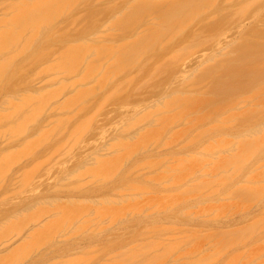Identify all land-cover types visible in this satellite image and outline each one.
Returning a JSON list of instances; mask_svg holds the SVG:
<instances>
[{"label": "rangeland", "instance_id": "374dc122", "mask_svg": "<svg viewBox=\"0 0 264 264\" xmlns=\"http://www.w3.org/2000/svg\"><path fill=\"white\" fill-rule=\"evenodd\" d=\"M63 1L62 0H0V44L2 45V46L0 45L2 47V48L0 47V49H1L0 54L2 53V55H0V57H1L0 58L1 59L0 65H2L0 67V69L2 67L3 68L1 70L4 69L3 73L0 70V75H1V73L3 74L0 76V79H1V77L5 76L4 78H2V81L4 80L3 82L1 81L2 84L0 82V89L2 87L3 91L5 90L4 93H2L3 92L2 90H0V110H1L0 113H1V115H3V114L6 115V112L10 113L9 111H11V113L13 112L12 113L13 115L12 114H10V115H11V118H13V119L15 117H18L20 114L21 116H19L18 118H15L16 121L20 120V117L23 116L22 112L19 113L18 115H17L18 112L15 113L17 116L14 115V111L17 110L16 109L17 104H15V106H14L15 102L11 103V104H13L14 109H12L11 106L9 105V103H10L9 99L12 98L10 96L13 95V96H16L18 98L16 100V98L13 97L14 100L16 102H18L19 106L21 105V104H19V102H21V103H23L22 107H24L25 109L27 108V110H24V108H22L20 106V108L24 110V111L22 110L24 112V114L28 110H32L34 113L33 112H31V113H33V114H35L36 112H39V113H36V117L33 114H31L33 117H35V119L37 118L38 115H40V116L42 115V118L39 122H38L39 119H37V122H36L37 126L36 125L34 126V121H36V120H32V119H31L33 122L32 125L31 126H29L28 124L26 125V126H29V132H27L28 135L25 132H24V135L25 134L26 135L25 136L23 135L22 132H23L25 126H24V128H23V126H20L19 128L22 127L23 130L20 129V131L18 132V133H20L19 137H18L19 134L17 132H16L17 134L14 133L16 130H19V128L15 130V125L17 126L18 124L20 125L21 123H23L21 125H25L24 123H26V122H22V121L26 120L30 113H26V115H28V116L25 118L23 116V120H21L20 122L19 121L16 122L15 120L13 121L12 119H9L7 117L6 122L2 123L5 121V120H3L6 117L5 115H3L4 118L0 119V121L3 120L0 122V130L2 131V132L0 131V133H1L0 134V137H1L0 138V154H1L0 158H2V159H0V163L2 160L5 161L8 159L7 162L6 161L4 162L5 165H3L4 164L3 162L1 163L2 164L1 167L4 166V167H2L4 169L1 170V168H0V170H1L0 172H2L0 175V216L3 215V218H1L2 216L0 217V257L2 256L0 258V264H111L113 260H114V263H112V264H116V262H115L116 260H119V262H120L119 264H126L127 261L135 260V259H133L134 257L133 258L131 257L133 254H135L137 258H136V261H134V262L131 261L132 264H136V263L141 264L140 260L143 259V255H144L143 253L144 252L146 253L147 251L152 252V250L150 249L151 248L150 246H153V244L150 245V243L152 241H155L158 238L159 239L157 240V243H159V264H264V23L261 22V24H260V20H259V18H261V15H262L263 18L261 19V21L264 22V13H262V12H264L263 11L264 10V6H263L264 4H262V3H264V0H259L258 6H256L257 2H258V1L256 2V0L255 1L254 0H248V4L246 3L247 2L246 0H245L246 2L244 0H242V1L241 0H239V1L238 0H225V2L227 1L226 3L224 2V0H216V1H218V3H216L217 5L215 4V6L213 7L214 9L211 7V8H207V11H206V8L203 7V9H201L202 11L204 10L203 13H202V11H201V13H197L196 11H195L196 13H194V10H195L194 2L196 0L195 1L189 0L190 2L188 0H185V1L184 0H179V1L178 0H175V1L171 0L173 3L175 2L174 4L170 0H167V1L165 0V2H164V0H161V1L155 0L157 2L163 3V5H160L161 3L159 4V10L162 9L163 10L162 12L165 14L167 13L166 14L167 16L165 14H162V12H160V11H159V13L157 12V14H160L159 20L164 17L163 20L159 21V28L152 29V28H147L145 26L147 29H149V30H146V32L147 31L149 32L151 29V31L149 32L150 34L152 32L159 31V35H161V38H163L166 34H168V35H166L167 38L170 37L169 39H165L166 36L163 39L159 38V39H161L157 42L159 45H157V44H156L157 46L154 45V47H156L154 49H159L158 47L161 46L160 51H158L159 54L157 52L155 55L156 57H159L158 58L159 60L157 61L156 60L157 58L156 57L154 58L157 62H159L158 63L159 66H158V64H156V61L151 62L150 59L148 60L149 64H147L148 62L146 59H148L150 57L149 54L153 55L155 53L154 52L155 50L153 49V45L150 44L152 42L149 38L150 34L147 35L146 32L144 31L145 35H141L143 32V31L140 32L141 28H140V30L138 29L140 33L137 31L138 33L136 32L137 34H135L134 32L136 30L133 29L132 26H131V28L128 27L129 29H131V31L128 30V28L125 31V29H123L124 28L123 27L122 28L123 30L122 29L119 30L117 28L119 32L118 31H117V33L115 32L116 29L114 27L118 26V24L123 22L124 24L122 23V25L126 26L125 25L126 21L125 20L122 21V19L130 18L127 15L128 11H129L128 14L130 13L131 16L133 14H136V13L131 12L132 9H130V10L128 9V6L131 5L133 1L130 4H127L128 0H126V1L125 0H118L119 3H115L117 5L114 4V6L116 8L114 7V9L113 8L111 9L113 11V13L111 10H110V12H108L109 10L108 11L104 10L106 12H104V13L101 12L102 14L100 13L101 15H98L96 17L94 16L95 15L94 13H91V12H93V9H92V11L90 10L92 7L94 8V4L92 7H90L93 2L96 3L94 0H92L93 2L91 0H87V1L92 2V3L91 2L89 3V8H87L88 2L85 3L86 0H80V1L79 0H72L74 2H71V0H68V1L65 0L66 3ZM82 1H85V2H82ZM101 1L102 0H100V2L97 3V5L100 3V8L104 9L105 7H103L101 5L102 4ZM111 1L112 0H110V1L108 0L107 3H109V2L114 3L115 0H113L112 2ZM168 1L171 2V5H174V6H172L174 8L176 7V5L178 3L179 4L182 3V4L181 5L178 4L177 8H175V10H174V8L171 7V5L168 3ZM181 1H183V2H181ZM212 1H214V3L216 2L215 0H212ZM115 2H117V1H115ZM124 2L126 4H124ZM192 2H193V4H192ZM220 2H223V4L221 3L222 4L221 6H220ZM104 3H106V1L103 2V4ZM167 3L169 4V6L173 10H170L171 8H168L169 6ZM188 4L191 6L190 8H187L189 6ZM224 4H226V5L224 6ZM230 4H233V5H230ZM234 4L237 7L234 6ZM240 4L241 5L244 4L242 6L243 7L245 6L246 8L248 6L249 7L252 6L251 10H249L250 8H247L248 12H247V10H245L247 13L245 12L244 14L241 15L242 16L241 20L246 19L247 21L244 22L245 24H248V23L251 24L252 22H253L252 24H256V21H257L258 26L260 25L258 27L259 29H258V32H256V34L251 33L252 36L255 34L253 37H251V34L249 35L250 40H254V41H251V42H253L251 45H250V41L248 40L249 36H247L246 38H243V40L244 41L246 40V41L245 42L243 41L242 44H241L242 39L241 40L238 39L240 36V32L242 30L240 28H238V26H237L240 23V18H238L236 16V14H237L236 9L237 8H238V10L241 9L242 6H240ZM261 4H262V6H261ZM97 5H95V6H97ZM226 6H228V8ZM65 7H67V8L65 9ZM124 7H127V9H125ZM221 7H223V8H221ZM234 7H235V9H234ZM98 8H99V6H98ZM100 8H99V10H103ZM165 8L166 9L168 8L167 12L165 11L166 10ZM224 8H227V9H224ZM187 9L190 11H188ZM229 9H231V10H229ZM232 9H233V12L236 11L235 12L236 14L231 12ZM53 10H54V12H52ZM181 10H183V11H181ZM132 11L134 12V9ZM136 11H137V9H136ZM141 11H143V10H141ZM156 11H158V10H156ZM156 11H155V13H156ZM175 11H176L177 22H176V18H174L175 17ZM187 11H188V13H186ZM192 11H193V13H192ZM96 12H97V8H96ZM114 12L120 13L121 16L124 15L125 18L122 16L121 22H119L117 25L115 24L116 26L112 25L110 27L109 23L107 25V21L104 24L103 23L105 21L104 19H108L107 18L108 16L110 18H112L113 15H115ZM170 12H172L171 14L173 16L170 15ZM182 12H184V13H182ZM189 12H191V14ZM229 12L231 14H228ZM98 13H99V11H98ZM111 13H112V16H110ZM142 13H140V15ZM146 13H148V11H146ZM178 13H179V15H181L180 17L183 18V21H180L182 18L178 17L179 16ZM258 13H259V15H258ZM120 14H118L117 16H119ZM151 14L154 15L153 11L151 12ZM185 14L188 16L189 23H187L188 22V20H186L187 18H184L182 16V15L185 16ZM207 14L211 17H208ZM211 14H213V16ZM222 14L223 15L225 14V16L227 18H225ZM146 15L147 16H145V19L148 17V14H146ZM156 15H154V16L157 17L158 15L157 16ZM161 15H163V16H161ZM195 15H196V17H195ZM203 15H205V16L203 17ZM229 15H232V16H229ZM255 15H257V16L255 17ZM138 16L139 15H137V17ZM141 16H143V14ZM169 16H171L170 17L171 19L169 18L167 20V17H169ZM165 17H166V19H165ZM172 17L174 20L172 19ZM206 17H208V18H206ZM236 17L238 19H236ZM90 18L91 19L97 18V20L102 18V20H104V21H101V19H100V22H102V24L98 21L99 26L97 27L99 29L101 28L100 30L102 33L97 29H96V31L94 30V34H91L92 33L91 31H90V33L88 32L89 30L93 31V29L96 28L95 24L98 23L96 20H94L97 23L95 22V24L92 25L90 23L92 21H89ZM132 18H134V16ZM152 18H153V16H152ZM178 18H180V19H178ZM193 18H194V20L192 21ZM220 19H222V21H220ZM225 19L227 21L226 23H224ZM128 20L131 22L130 19H128ZM128 20L126 22L127 25L129 22ZM142 20H144V19H142ZM146 20L148 22L150 19L149 20L146 19ZM169 20H170V22H169ZM204 20H207V21L203 22ZM231 20H232V22H231ZM234 20L237 23H235ZM137 21H139L138 18H137ZM137 21L135 23H137ZM178 21H180V23H182V24L178 23ZM213 21H215V24L216 23L217 24L216 25L213 24V26H212V23H214ZM142 22L144 25V21H142ZM142 22H141V24H142ZM190 22H192V23L190 24ZM197 22H200V23L197 24ZM209 22H211V24H209ZM92 23H94V22H92ZM133 23L134 22H132V24ZM166 23H168L167 25H169L168 28H165V27H167V26H165ZM229 23H230V25H229ZM134 24H133V26H134ZM171 24H173V25H171ZM192 24H194L195 26ZM204 24H206V25L208 24V26H210V27L203 26ZM140 25H138V27H140ZM92 26H95V27L93 28ZM103 26H104V28L105 27L106 28L102 29ZM121 26L119 25L118 27L120 28ZM173 26L174 27L176 26V27L174 28ZM178 26H179V29L177 28ZM187 26H189V27H187ZM214 26L215 27L217 26L218 28L216 27V29H215ZM256 26H257V24H256ZM192 27H193V29H192ZM201 27L203 29H204V27H205V29L210 28L212 33H211L210 29L203 30V32H202ZM223 27H225L226 30L227 29L228 30L227 31L224 30ZM85 28H89V30L86 29L85 32L82 31L83 34L86 33L88 37L89 36L93 37V35H95L96 38L98 37L100 39V43H99L97 41L99 39L92 38L93 40L95 39L96 41L94 40L95 41L94 42L93 40H89L88 42H90V43L87 45L89 47H90V45H92V47L94 49L96 46L95 51H97V52L100 49L99 47L103 45L102 46L103 50L102 49L100 50L103 52V54H102L103 56H107V54H108L107 52H109V51L105 52V50H108V49H113L114 51L117 50L116 54H118L121 51L120 50L118 52L119 47H122V50L125 51V49H123L125 47L124 46L125 44H126V46L132 47V48L130 47L131 49L128 47H125L126 49L127 48L129 49L130 52H128V50H127V52L129 53V56H130L131 53L134 52L132 50L134 47L133 46L134 43H136L135 47H138L140 49V47H139L140 45L137 46V42H138V44H140L141 38L139 36V39H137L135 41H132L134 39L128 41L129 40L127 37L128 34L132 35V33H133V36H135V37L137 35H141V37L144 36L145 40H143V42L141 43V46L148 44V45H146V47L152 48L154 50L153 54H152V50H151V52L148 54V56L145 55L148 58L146 57V59H144L145 57H143L144 60H142V61L139 60L141 64L144 63L145 66H143V67H145L146 69L144 70V69H142L143 68L142 67V68H140V70L142 69L143 72L142 71L140 72V70H139L140 73H137L136 66H135V69L133 68L134 67L133 60H132V65H130L131 62H128L126 59V61L129 65H122V66H123V68H124V66L125 67L126 66H128V67L132 66L131 68L130 67L128 68V69H130V72H127L130 74L133 73L132 75L129 74V78L131 77V79H130L131 81L128 79L129 82L127 81L128 83H126V81L123 78L124 77L123 75L124 74H126L125 76H128V75H127V73L124 72L125 70L121 71V72H123V75L122 76L119 75L120 77L118 76L117 80L112 77V79H114V81H116L114 84L120 85V86H118L116 88V85H114V88L110 89V86L113 87V84H111V82L113 80L110 79L111 76L109 77V80H111V81L108 82L105 80L109 84L108 83H105V85L103 83L98 84L96 80H98V78L105 71H107V70H105V68H106V66H108L109 63H110L109 65H111V62L113 63V61H115L114 63L121 62L120 60H122L123 58H120L118 56L124 57L121 55L122 54L121 52H124V51H121L120 52L121 54L119 53L120 55H117V56L115 55L117 58L111 57V60H110L109 58L106 57L107 58L106 62L108 61V59L110 61H108L107 63L104 62V64L105 63L106 64L104 66H102L103 70L100 71L101 68H99V67L101 65L98 63L100 65L99 66L94 62L96 64L95 65L90 60V59L95 58L96 54H95V52H93L94 49H92L91 53H89L86 51L88 49L87 48V49H85V52L87 55L91 56V57L89 56L90 58L87 59V61L89 60L90 62L89 61L88 62L87 61H84V62L81 61V64H80V61L78 62V59H80L82 56L80 58H78L77 55H79L78 54L79 52L76 54L74 53L76 56V59H77V61L75 59V62H78L79 66L77 67L78 64L77 65L75 64L77 68H74L75 65H74V67L71 68L70 64H68V63L72 62V64H73L74 63L73 57H75V56L69 57V53H68V57L71 58L70 61L68 62V60L64 57V55L63 56L61 55L63 53L60 54L59 52L64 50L62 48H65V49L68 48L69 52H74L75 48L73 45H71V47H70V44L72 43V41L74 44V41L76 39H79L80 43L81 42L82 43L87 42L86 38H84L86 35L84 34L85 36H83V34L82 35L80 34V33H82V32H80L81 30H78V31L76 30V29H83L84 30ZM107 28H108L107 31H109V33L111 32L113 34L114 33L117 34V35L115 34V36L112 34V36L116 37V38H117V36H120L118 33H120V31H121L122 36L127 35L124 37V39L125 38H126V40L128 39L127 40L128 42H126V43H125V41L123 42V39L120 36L121 37V38L119 37L120 39H115L114 41H113L114 38L112 39L111 42H112V45H114V47L111 46L110 45L111 43L109 41H107V38L109 40L110 36L107 37V35H106V37H105V35H103L104 34L103 32H105V30ZM112 28H113V30H112L113 32L111 31ZM162 28L164 30H162ZM114 29H115V31H114ZM143 29L144 28H142V30ZM169 29H171V30H169ZM177 29H178V31H176ZM218 29H219V31H218ZM197 30H198V32L201 31L200 32L201 35L200 34L197 35L198 34ZM260 30H262V31L260 32ZM86 31L90 35H88V33ZM107 31H106V34H108ZM179 31H181V32H179ZM185 31H186V33H185ZM216 31H218V32H216ZM234 31H237V32H234ZM46 32H47V35H46ZM76 32L79 33L78 36H77ZM96 32H100V34H98ZM122 32H124V33H122ZM175 32L176 33L178 32V34H176ZM206 32H208V33H206ZM184 33H185V35H184ZM202 33H203V35H202ZM259 33H262V34H259ZM162 34H163V36H162ZM188 34H190V35H188ZM192 34H195V35L192 36ZM66 35H67V37H66ZM217 35H218V37H217ZM187 36H188V38L186 40L185 38ZM206 36H207V39H206ZM193 37H194V40L191 39ZM227 37L230 39H227ZM234 37H235V39L237 38L238 40L237 39L235 40ZM82 38L85 39V42L83 41L84 39L82 40ZM136 38H138V37H136ZM210 38H212V39H210ZM255 38H257V39H255ZM102 39L103 40L106 39V40L103 41ZM179 39H180V41H179ZM195 39H198V40L196 41ZM233 39L235 40L234 43H237V44L234 45V43H233L232 49H231V46L229 48L231 50L227 49V52H226L227 56L229 55L228 53L232 52L234 49V51H233L234 54L230 53L229 57L226 56L227 58H229L228 59L229 61H227V58L223 57L226 54H220V56H219V55H217V51L221 47H223L224 44H226V43H224L225 41L231 42V41H233ZM87 40H88V38H87ZM170 40H171V42H170ZM191 40L193 42H191ZM247 40L249 41V43H246ZM35 41L37 43H39L40 45L35 44L36 43ZM238 41H240V43ZM12 42H13V45H15L17 47L20 45L19 50H17L18 49L17 47L11 46ZM24 42H27L28 45L26 46V44ZM32 42H34L35 45L34 44L32 45ZM79 42L77 40L75 42L77 44H74V45H78ZM103 42L104 43L106 42L107 44L109 43L108 44L109 47L105 50H104L105 46H104ZM121 42H123L125 44H122ZM159 42H162V43H159ZM213 42H214V45H213ZM48 43H51V45H49ZM101 43H102V45H100ZM183 43H185V44H183ZM3 44L5 47L3 46ZM61 44H63V45L60 46ZM81 44H79V45H81ZM120 44H122V46H120ZM238 44H240V46L243 45L244 47L241 46L239 48ZM246 44L248 47L246 46V48H245ZM29 45L31 47H34V46L40 47V48L37 47L36 50L33 49L34 52L36 51L38 53V55H37L38 57H42V55L39 56V53H41V52H39V51H41V48H42V50L43 49L45 50V49H47V48H45L46 46L49 45L50 47H52L54 45V49H55L54 52L52 51L53 47L50 48L49 46H48L49 48L47 50L48 51H49V49H51V50L49 52L47 50H45L48 53H51V51H52V53H54V56H53V59L55 57L54 64L57 63V65L59 67V62H61L62 59L63 60L65 59V62L69 65L68 67L70 69H72L70 72L75 73V75L77 73L76 71H78V68L79 67L81 68L83 66L80 70V73H77V74H79V76L76 75L77 76L76 77L74 74H69L70 73L69 72V73H67V75L69 74L70 76H74L75 79L73 77H70L71 79H69V76H68V79H65L66 77L64 76V73L60 74V72L65 70V67H67L66 63H65L66 65L64 64V66L60 63L61 68H59V69L56 68L57 65H56V67H54V66L51 67V65H49V64L53 63V62H50L51 60H53L52 56H50L51 60L50 59L48 60L44 56V58L46 60L39 61V58H37V56H35V54H37V53L35 52V54H34L32 48L31 47L28 48ZM79 45H78V47H79ZM93 45H95V46H93ZM149 45L151 47H149ZM23 46L25 48H28L29 51L26 50L25 48H23ZM81 46H83V45H81ZM211 46H214V47L211 48ZM235 46H237V47H235ZM7 47H9V48L7 49ZM80 47H79V49H80ZM85 47H86V45H85ZM97 47H98V49H97ZM142 47H145V46H142ZM215 48H216V50H215ZM59 49H62V50H59ZM79 49H78V51H79ZM81 49H82V47H81ZM237 49H238V51L236 52L235 50H237ZM24 50L26 51L27 54L25 53ZM37 50H39V51H37ZM134 50H138V49L134 48ZM210 50H212V53ZM21 51H23V52H21ZM27 51L32 56H30V54ZM3 52H5V53H3ZM47 52H45V54ZM85 52L83 50L82 53H85ZM48 53H47V57H48ZM189 53H191V54H189ZM8 54H10V56ZM14 54L18 55L19 57L21 56L22 57V58L20 57L21 60L19 59L18 56H16V58L18 57V60L15 59L14 57H12V55L15 56ZM74 54H72V55H74ZM100 54L98 56L97 55L96 56L98 58H101L102 55L100 56ZM195 54H196V56H195ZM214 54H216V55H214ZM231 54L233 57L231 56ZM28 55L34 59L33 64H31L32 58H30ZM92 55H93V58H92ZM188 55H190V57H188ZM191 55H192V57H191ZM200 55H202L201 58H200ZM3 56H4V58H3ZM8 56H9V59H11V58L12 59L9 60ZM129 56L125 55L126 58ZM211 56L212 57L215 56V57H213V59L214 58H217V59L213 60ZM97 57L95 59H98ZM132 57H133V55H132ZM151 57L153 58V56H151ZM186 57L188 60L186 59ZM208 57H210L212 60L209 58L210 61H208ZM231 57L234 59H232ZM6 58H7V60H6ZM102 58H104V57H102ZM189 58H190V60H189ZM13 59L16 62L15 63L16 66L17 65L20 66L21 64H23L22 62L26 63L24 59H26L27 62L31 61L30 64L32 66L29 64V62H28V65H24V68H23V65H21L22 66L21 68L26 69V71H25V70L20 68L21 71L29 72L26 76L25 75L24 76L19 75L20 73L15 76V78L18 75L21 76L22 80L20 79V81H19L20 84L18 83L19 79H16L17 83H16L15 79H13L14 78L13 73L9 74L10 76H12V78H10L8 75L9 72L14 71L16 66H15V68H13L12 71L10 70L12 68L5 70V67L7 68L8 66L13 65V63H10V61L11 62L14 61ZM124 59L122 61L125 62V64H127ZM154 59H152V60H154ZM179 59H185V60L182 61ZM196 59L206 60L209 62V64L206 63V66L205 65L203 66L204 68L201 67L200 69H198L199 71L198 70H195V72L190 71V73L188 72V73H185L184 75H183V73L178 72L179 65L180 66L183 64L187 65V63L189 65V64H192V61H193V64H195ZM222 59H225V60L222 61ZM63 60H62V62H63ZM98 60H100V62L104 61V59H102V60L98 59ZM130 60H131V58H130ZM4 61H7L9 64L3 63ZM177 61L178 62L180 61V62L178 63ZM181 61H182V64H181ZM184 61H186V62H184ZM190 61H191V63H190ZM45 62H47V63L45 64ZM172 62L174 65L171 64ZM18 63L19 64L21 63V64L19 65ZM134 63H137V65L139 64L138 61H136ZM151 63L156 64V66L155 65L151 66L152 65ZM177 63L179 64L178 67L176 66ZM233 63H234V65H233ZM229 64H231V65H229ZM48 65L51 68H47ZM84 65H86L87 67ZM116 65H117V63L113 66H116ZM210 65H212V66H210ZM18 66H17V68L19 69ZM28 66L31 67L30 68L31 71H30V69L27 68ZM169 66H170V68H169ZM173 66H175V68H173ZM207 66H208V68H207ZM252 66L255 68H253ZM32 67H34V68H32ZM53 67L55 68V70H53ZM84 67L90 71L84 70L85 69ZM95 67L99 68V74L97 73V71L95 72V70H94ZM108 67H110V66H108ZM111 67L108 70L109 75H110V73H112V72H110ZM139 67L137 66L138 69H139ZM151 67L152 68L155 67L156 69L152 70ZM250 67L252 70L250 69ZM17 68L14 71L15 73L17 72L16 71ZM92 68H94L93 71H92ZM118 68H120V70H123V68L120 66ZM149 68L151 69L150 71H149ZM241 68H242V71H241ZM243 68L246 69L244 73H243V70H244ZM128 69L126 71H129ZM239 69H240V72H242L241 75L238 73ZM257 69L259 72L257 71ZM45 70L50 73L49 76L45 77V76L40 75L39 77L41 79H43V77L45 79H43L42 82L38 81L40 78L37 80L36 76L39 74H42V73H43L42 75H46L47 72L45 73ZM82 70L84 72H82ZM131 70H132V73H131ZM255 70H256V72H255ZM5 71H6V73L8 71L7 75H5V73H4ZM57 71H60V72H57ZM146 71L147 72L149 71V72L147 73ZM248 71L254 77L252 75L248 74ZM33 72H34V74H33ZM92 72H95V73H92ZM100 72H101V74H100ZM117 72H118V70H117ZM176 72H178L179 74L172 76V74H174ZM91 73L92 74L97 73L96 75H98V76L96 78H94L91 76ZM255 73H256V75H255ZM21 74H23V73H21ZM88 74H90V75H88ZM113 74H115V76H117L116 75L117 73H115V71ZM113 74H112V76H114ZM195 74H196V76H195ZM242 74H244V75H242ZM30 75H31V77H30ZM47 75H48V73H47ZM50 75H52V76H50ZM59 75H61L62 78L65 77L64 79L61 78L59 80L65 81V86H68V87H66L68 90L65 89V87L63 88L64 84L60 85L62 81L58 82L56 79H51V77L54 78V76H55V78H57ZM103 75H105V73ZM141 75H143V77H142L143 79L141 78ZM144 75H147V76H144ZM180 75L182 77H180ZM28 76L31 78V80H32V78H35L36 81H38L40 83H37L34 79L32 80L33 81L32 82L29 79L28 82L29 83L31 82L29 84L26 81V78ZM80 76H82V77H80ZM93 76H95V75H93ZM179 77H180V79H179ZM8 78H10L12 81H15V84H14L13 82H11L9 80V82H11L9 84L11 88L9 87L8 84H7L8 88H6L5 84H4L5 86L3 85V83H5V81L8 80ZM77 78H79V79L77 80ZM84 78H87V79L91 78L90 80L92 82L85 84V83H83V81L85 80ZM122 78H123L124 83L122 81ZM126 78L127 77H125V79ZM140 78H141V80H140ZM169 78H171L170 81H169ZM189 78H191V79H189ZM47 79L49 80L48 83H50L51 85H47V83H46ZM176 79H177V81H176ZM183 79H184V81H183ZM220 79L222 81H220ZM90 80H88L86 82H89ZM172 80L174 81V83H172L173 82ZM181 80L183 81V83ZM43 81L45 82L44 84H43ZM102 81H104V80H102ZM118 81H119V84H118ZM132 81H134V84L131 83ZM179 81H181V82L178 83ZM52 82L56 83V84L52 85ZM67 82L69 85L71 84L72 87L77 86L71 90V93H69L70 88H69V85L67 84ZM100 82H101V80H100ZM81 83H83V84H81ZM220 83H222V84H220ZM17 84H19V85H17ZM22 84H24V86L30 85V87L29 86L24 87V89L22 87L23 90L18 89V86L20 88V85H22ZM45 84L47 86H45ZM106 84H108V85H106ZM174 84L176 85V89H175ZM40 85L42 86V88H40L41 87ZM57 85H58L57 91H59V89L61 87H62L61 88L62 91L65 90V93H64L65 95L62 94L63 97L60 96L61 93H63L60 90L61 93H60L59 97L61 99L57 98L58 95L55 96V102L58 100L56 103H58L57 105H59L60 107L62 106L60 104L66 103L65 102L67 100L66 97H68V96H69L68 98L71 97V99L67 100L68 103L70 101V103L72 104L74 102L73 99L77 101L76 97L72 98V95L76 96L75 92L77 89H79L76 92V93H78V91H79V93L77 94L79 97L83 96L85 91L88 95V91H89V98L87 97V95H86L87 98H85L86 100H84V101H83L84 97L83 98L81 97L82 99L79 98L80 100H82L81 103L85 102V101L87 102V99H89L88 100V103H89L90 101H92V98L94 97V96L93 97H91V96L95 95V94L97 95L96 99H95L96 95L93 98V102H92L93 104L91 102H90V104H88L86 102L79 104L80 100L77 101V103L79 104L78 105L79 108L81 106H83V104H84V106L82 107L84 109H82V111L83 110L86 111L85 109L89 108L88 111L86 112L89 115L84 112L87 115V118L92 119V117H93V120H94V116L96 118L98 116L97 119L95 118V120H96L95 123L93 121V124H97V127L99 126L100 129H98L95 125H92L93 127L95 126L93 131H95L97 129L95 132H93L91 130L94 134V137H93L91 131H89L90 133H87L88 132L87 130L89 128L92 129V127L90 125V123H92V121L90 122V120L87 118H85V120H86L85 122H84V120H83V122L80 121V120L84 119V117H86V116H80L81 115L80 113L82 111L79 113L80 115L77 113L80 111V109H78L79 111L77 110L78 107L76 108L77 104L74 106L76 108V109L74 108V112H73L74 114H71V112H69V110L67 109L71 106L70 103L69 104L67 103L69 105V107H66V104L64 105L66 108L65 112L68 110V112L70 113L69 114L70 118H69V115L67 114V112H66V114H65V112L63 113L62 112L63 108H59V106L55 107L52 110V107L55 104V102H53L54 97H52L53 99L51 101L53 103L50 102V107H49L48 101H44L41 99V96H42V98H43V96L46 97V95H44L43 92L45 94L48 93L51 95V91H48V89L54 88ZM92 85L93 86L97 85L98 87L101 86L102 88L104 86L107 87L108 90L105 88L104 90H101V91L99 90V88L97 86L95 87L100 92L105 91L106 95L104 94V96L102 97L103 92L101 94ZM182 85H183V87H182ZM190 85L192 88H190ZM220 85H221V87H220ZM50 86H52V87H50ZM81 86L85 87V91H84V88L80 89ZM217 86L219 89H217ZM86 87H87V90H86ZM91 87L94 88L98 92V94H100L101 96H99L97 93H95V90L91 91L90 90V89H92ZM101 87H100V89H101ZM173 87H174L175 92H173ZM178 87H180L181 90H179ZM118 88H119V90H117ZM14 89H15V91H13ZM16 89H18V90H16ZM169 89L171 91V95L169 94L170 93ZM80 90H83V92H82L83 95H82ZM112 90H114L113 94H111ZM116 90H117V92H120L121 94L123 93L122 96H120L121 94L118 95ZM176 90H177V94H176ZM182 90H184V91L178 92V91H182ZM186 90H187V92H186ZM32 91H34V92H32ZM188 91H189V93H188ZM107 92H110V94L112 96L107 94ZM167 92H168V94H167ZM191 92H192V95H189V94H191ZM29 93H30L31 97L34 96V98L30 97L32 103H30V101L28 102L27 99H25L27 96H28L27 98L29 99V96H30ZM35 93L37 95L38 94L40 95L39 96L40 102L42 100V102H43L42 104L39 101H36L39 98L37 95H35ZM132 93H134V95ZM182 93L185 94V98H184V94L182 95ZM54 94H56V93L54 92ZM173 94L176 96L174 97ZM116 95H117V97H116ZM131 95L134 96V98L132 97L133 98L132 104H130L131 103L130 102L129 105H132L133 109L131 108V110L132 111L134 110V112L136 113L135 117L139 118L138 116L142 115L141 117L145 118L144 120L142 119L145 123L146 122L145 120L148 118L146 115H148L150 113L149 115L151 116L153 113L152 110H154L153 114H155V112L159 111L157 113L158 115L155 114V115L151 116L153 118L149 117L148 120L149 121H150V119L154 120V116H155V119L160 118V120H155L156 121L155 123H153L154 121H151V123L149 122V124H148V122L143 124V121L141 119L136 118V121L134 120L135 121V123H134L133 119H135V117H132L134 115H132V112H130V109H129L130 106L128 105L129 100L132 99L131 98L128 100V98H130ZM161 95H163V97ZM47 96H49V95H47ZM135 96H136V98H135ZM172 96L174 97V99ZM179 96L181 99H179ZM8 97H9V99H8ZM98 97L101 99L99 100ZM104 97H105V99H103ZM158 97H161V98H158ZM170 97L172 98L171 102L168 101V99L171 100ZM4 98H6V99H4ZM90 98H91V100H90ZM124 98L127 99L128 101L124 100ZM150 98L152 100H150ZM165 98H167V100ZM32 99H33V101H32ZM46 99L48 100V98H46ZM50 99H49V101H50ZM144 99L146 101H143ZM155 99H157V101L159 99L160 104L159 103L157 104L155 102L156 101ZM161 99H162V102H160ZM163 99L166 100L167 103H166V101L163 102ZM3 100H5V101L7 100L8 103H7V101L4 102ZM14 100L12 99V102ZM35 101L37 102V104L39 102L40 106L35 105L36 104ZM94 101L97 105L94 103ZM25 102L31 104L32 106L30 105V107H29L28 104ZM33 102L35 104H33ZM47 102H48V105H46V107L48 106L49 108L45 109L44 103L47 104ZM103 102H105L106 104ZM108 102L110 105H107ZM124 102L127 103L126 105L129 108H126L125 107L126 105H123ZM133 102H135V104H133ZM150 102H151V104L153 103L151 106H150ZM6 103H7L8 108L5 109V107H3V106H6V105H4ZM102 103L104 104V107L107 105L105 108L106 110L103 109V111H101V108L103 106L100 107V105H102ZM161 103H164L163 104L164 106L163 105L161 106ZM86 104L91 105V106H89L88 108L87 107L85 108ZM167 104H168V106H167ZM145 105H148V106L146 107ZM19 106H17L18 111L21 110V109H19ZM41 106L44 107V109L47 110V112L45 110L43 111V109H41L42 108ZM97 106L100 107V110L97 109L98 108ZM120 106H122V107H120ZM38 107H40V108L38 109ZM91 107L93 109H91ZM145 107H146V110L148 109V107L151 108V109L149 108L150 110L149 109L147 110L148 114L146 112H144V111H146ZM56 108H59V109L57 110ZM124 108H126L127 110L129 109V111H127ZM135 108H136V110H135ZM168 108L170 109L171 112L169 111ZM9 109H11V110H9ZM34 109L36 111H34ZM70 109H72V111H73V107H71ZM156 109H157V111H156ZM4 110H5V112H4ZM139 110H143V111H139ZM55 111H57V112L55 113ZM127 112L131 113V115L129 113L127 114ZM134 112H133V114H135ZM137 112L139 115L137 114ZM142 112H144V113L140 114ZM95 113L98 115H95ZM76 114H77V116H76ZM99 114L101 115L102 119L99 117L100 116ZM105 114H106V116H105ZM122 114H125V115L123 116ZM144 114L146 117H144ZM7 115L9 116V114H7ZM90 115H92V116H90ZM102 115H104L105 117L104 116L102 117ZM58 116L59 117L64 116L66 119H64L63 117L59 118ZM88 116H90L91 118ZM156 116L158 118H156ZM71 117H72V119H71ZM73 117L75 118L77 123L82 122L80 124V126L79 125L78 126L80 128H83L81 130V131H84V132H82L83 134L81 132H77V130H74V131L72 130V128L74 127L73 124L76 123L75 120H73ZM125 117L127 119L128 118H130V119L127 121V119ZM54 118H57L58 120L54 119ZM107 118L108 119L110 118V120H107ZM131 118H132L133 123L130 122ZM52 119L54 120V122L55 121L56 122L55 123L54 122L49 123V121H52ZM62 119H64L63 121H65V120L68 121L67 125H68V123L70 124V122H71L70 125L73 127L71 129H69L71 127L69 125L67 127L69 130L57 131V129H60V128H57L58 126L59 127L61 126L63 128L65 127L64 129H66V126L58 125L60 123L62 124V122H60V121H62ZM103 119H104V121H103ZM10 120H12V121L10 122ZM88 120H89V123L87 122ZM98 120H99V122L102 120L103 123L97 122ZM7 122L9 124H7V126L5 127ZM44 122H45V124H43ZM47 122H48V126H47ZM58 122H60V123H58ZM72 122H73V124H72ZM158 122H159V124L157 125ZM14 123H15V125H14ZM65 123H66V121H65ZM65 123H64V125H65ZM29 124H31V123H29ZM42 124L45 127H42ZM82 124H84V125H82ZM86 124H88L89 128ZM131 124H132V127L134 124H136V125H134V127H133L135 129L133 130L131 127L130 128L131 132H129V127L131 126ZM142 124H143V126H141ZM155 124H156V126H155ZM3 125H4V127H3ZM152 125L154 126V127H152L153 129L150 128V126H152ZM7 127H9V128H7ZM50 127L51 128L53 127L52 132H54L55 135L49 134V133H52L49 130ZM79 127H78V129H79ZM85 127L87 128V130L85 129ZM43 128L46 130H44ZM145 128L146 129L149 128L148 129L149 132ZM8 129L9 130L11 129L10 133H9ZM39 129H41V130L39 131ZM124 129L125 130L128 129L129 134H126L128 132L124 131ZM12 130H13V132H12ZM27 130H28V128H27ZM30 130L33 131V133L31 132V134H33L32 136L30 134ZM42 130H43V132H42ZM150 130H151V134H150ZM47 131L49 132L48 133L49 135L46 134L45 136H42V134L44 135L45 132H47ZM123 131L126 133H123ZM140 133H142V134H140ZM143 133H145L146 135L145 134L143 135ZM147 133H149L150 135L147 136ZM79 134L82 137L84 135L85 136L87 135V137L89 136L88 137L89 140L86 141L87 137L84 136L85 137L84 140L81 137L82 138V141H81L80 137H78ZM138 134H140L141 137H143V136L147 137L146 140L148 142L150 141V143H149L150 147H148V145H144L145 141L143 138H141L140 140L136 139L137 142L135 140L133 141L134 137L136 138V136H134V135H138ZM157 134H158V136H157ZM2 135L5 136L6 139H3L4 137ZM22 135H23V139H22ZM29 135L31 137H29ZM73 136H75V137H73ZM132 136H134V137H132ZM40 137H42V138H40ZM62 137H64V138L62 140H60ZM70 137L72 139L73 138L76 139V141H74V139L72 141V139ZM90 137L92 139H90ZM131 137L133 139H131ZM11 138H14V139L12 140ZM15 138H17L18 140H15ZM19 138H21V139H19ZM33 138L37 139L36 140L38 142L37 144L40 143L42 145V149H41V146L39 144L40 148L36 149L35 147H33L34 150L33 149L30 150V148H32V147H30V145L32 146L33 142L36 143V141ZM139 138H140V136H139ZM3 140H5V141H3ZM29 141H31V142H29ZM59 141H60V143H58ZM68 141H70V142L72 141V142L69 144ZM7 142H8V145H6ZM24 142H25V144H24ZM61 142L65 143L64 146H63V143L61 144ZM157 142H159V144ZM9 143H11V144L9 145ZM26 143H27V146L29 148L28 152H27L28 154L36 150L37 153L34 154V152H33L32 154H34V155L31 154L32 156H34L33 158L36 160L32 159V157L30 159H28V156L30 154L25 155L26 159H24L25 157L22 159V156H24V154L22 153L21 157L19 156L20 157L19 159L20 160L22 159L23 161H21L22 163H20L17 161L18 154H21L19 148L27 147V146H25ZM35 143H34V145L36 146ZM72 143H74V144H72ZM43 144H45V145H43ZM109 144H110V147H109ZM145 144H147V143H145ZM68 145L70 146V148H72V149L74 148V149L73 150L70 148L67 149ZM73 145H75L76 147L75 146L73 147ZM77 145H79V147L82 149L78 148ZM145 146L147 147V149L145 148ZM151 146H152V149H151ZM57 147H59V148H57ZM85 147H87V148L84 149ZM103 147H105L107 149L105 152L100 150ZM45 148H47L48 151H46ZM55 148H57V149H55ZM153 148L156 150V152H155L156 154L152 153L154 151ZM15 149H16V151L19 150V153L18 154L16 153L17 156L15 154V152H16ZM21 149H23V148H21ZM25 149H23V150H25ZM39 149H41V150H39ZM49 150L51 152H49ZM54 150L59 151V153L61 151V153L57 154V153H55ZM62 150H64V151H62ZM66 150H70V152L68 151L69 154L67 153ZM10 151H12L11 154H10ZM26 151H27V149H26ZM53 151H54V155L57 154L56 157L53 155ZM8 152H9V156H8ZM13 152H14L15 156L17 157L16 161L18 162V164L20 163L19 165H17V162H15L12 165L13 161L11 162V160H13V159H11V160L9 159L11 157L10 155H12V157L14 158ZM101 152H103V153H101ZM5 153H7L6 154L7 158L4 155ZM45 153H47V154L44 155ZM82 153H83V155H82ZM145 153L147 155L149 153H151L152 155L154 154L153 157H151L152 158L151 161H149L150 159L149 160L146 159V160H148L149 163H151V165L148 164V162H146V160H145V158L150 157L151 154H149L148 156L146 155L147 157L144 158ZM63 154H66V155L68 154V156L63 155ZM97 154H100V156L102 158H100V157L97 158L96 157V156H98ZM58 155L59 156L61 155L64 157L61 158V156L59 157ZM81 155L83 156V158L81 157ZM3 156H4L5 160H4ZM84 156H85V158L88 157L89 160L87 158L85 159ZM90 158H92V159L90 160ZM134 158H140V159H137V160H140V163L136 162V164H137L136 167H134L135 165L131 164V163H134L136 161ZM60 159H62V160H60ZM79 159H80V161H79ZM83 159L87 160V163H90V161H91V164H87V163L84 164V162H86V161ZM100 159H101V161H98ZM142 160L144 163L141 162ZM57 161H59V162H57ZM120 161H122V162H120ZM26 162H28V163H26ZM78 162L83 163V166H81L82 164H79L77 167H75V165ZM97 162H99V163H97ZM117 163L118 164L120 163L119 164L121 166L120 168H118L119 165ZM129 163L133 166V168L131 167L132 169H129L131 166ZM141 163L143 164V166ZM152 163H153V165H152ZM34 164L36 165L37 168H35ZM123 164H125V165L123 166ZM24 165H25V167H24ZM33 165H34V167H33ZM84 165H86V166H84ZM87 165L90 169H86V168H88ZM138 165H140V166H138ZM149 165H150V169H149ZM145 166L147 167V169L145 168L146 171L148 170L149 172H151V174L154 172L153 174L156 175L158 172L159 175H156L158 178L154 177L153 174H152V176L150 174H148L149 176H151L152 179L149 176H147V173H149V172L148 171L145 172V169L143 168ZM5 167H10V169L11 168L12 169L10 170V169L5 168ZM66 167H68V168H66ZM71 167L74 170H72ZM32 168H34V169H32ZM70 168H71V171H67ZM78 168H80V169H78ZM142 168L144 170H142ZM7 169L10 171H8ZM31 169L32 170L37 169L38 171L34 172V171H31ZM61 169L65 172V174L63 171H61ZM65 169H66V171H65ZM128 169H129V171H128ZM152 169L154 170L153 172L150 171ZM28 170L31 171L29 174H28V172H29ZM115 171L118 173L113 175L115 173ZM4 172H5V174H4ZM59 172H61V173H59ZM33 173H35V174L33 175ZM90 173L92 175H89ZM97 173H99V176L97 175ZM30 174L33 175V178H32V176H30ZM62 174H64V175H62ZM71 174L73 175L72 177H71ZM95 174H96L95 177H96L97 181H94L95 182L94 183L92 181L95 180V178H94ZM5 175H6V177H5ZM24 176H26L27 178ZM28 176H29V178L31 177L30 180L35 178V180H33L32 182L29 181L30 186H29V182H27V179H29ZM40 176H42V177L40 178ZM58 177H59V179H57ZM98 177H99V179H97ZM23 178H26L25 179L26 181L23 182L22 181V180H24ZM38 178H40L42 182L37 181ZM60 178H63V179H60ZM146 178H148V179L150 178L149 182H151L152 180H154V182H156L157 179L159 180V181H157L159 186L157 185V183H153V181L151 182V184H154V186L156 188L153 185H152L153 187L151 185H150L151 187L149 186V188H155V190H154L155 192L154 191L151 192V189H149L147 186L148 184H143V186L144 187L146 186V187L145 188L142 187L141 181H145ZM153 178H155V179H153ZM64 179L67 181L63 182V181H65ZM148 179H147V183H149ZM34 181H36V182H34ZM56 181H57V183H56ZM90 181L92 182V184L87 183ZM104 181H105V184H104ZM135 181L136 182L138 181V182L136 184H132ZM139 181L141 183H139ZM59 182L60 183H62V182L66 183V185L61 184L63 187V190H65V191L62 190V187H61ZM127 182L130 185L132 184L133 189L129 184L127 186ZM40 183L42 184V186ZM52 183H55L53 185L54 187L52 186ZM101 183H103L104 185ZM145 183H146V181H145ZM137 184H139L138 189H137ZM140 184H141V186H140ZM22 185H24V187H22ZM32 185H33V187H32ZM34 185H38L39 187L36 186L37 187L36 188ZM47 185H49V186H47ZM56 185L59 186V188H61V192L57 191L58 188ZM51 186L53 188H57V190L55 189V192L53 190V192H52L53 194H50L52 189H53ZM134 186H136V187H134ZM26 187H28L27 188L28 193H27V191L24 192L26 190L25 189ZM46 187L50 188L51 191L47 190L48 188H46ZM65 187L66 188L69 187V189H64ZM129 187H130V189H132L131 190L132 192L130 191ZM157 187L159 188V194L157 193V191H158ZM32 188L34 189L35 193H34ZM45 188H46V192H45ZM147 188L150 190L149 192L153 193L154 196H148L149 192H147L148 191ZM134 189L137 192L134 191ZM29 190H32L31 193ZM43 190L45 193L44 195H46V196L42 195L43 193H41V192ZM139 190H141V191H139ZM47 191H49L50 193H47ZM142 192H143V194H141V195L143 197H141V195H140V193H142ZM133 193L134 194L137 193L139 195L136 194L134 196ZM144 193L147 195H145ZM155 193L158 194L159 197L156 196ZM129 194L130 195L132 194L134 197L130 196ZM26 195H27L28 199L31 197V200L30 199L26 200L27 197L24 198ZM33 196L36 199H33ZM38 196L41 199L38 198ZM58 196H60L61 198ZM126 196H127V198L129 197L131 204L128 202L129 199H127L128 201L127 200L122 201V200H124V198H126ZM138 196L140 198L137 201ZM145 196L146 197L148 196V200L146 198H144ZM46 197H47L48 201H47ZM131 197H133V198L136 197L135 198L136 200L133 198H132L133 199L132 200ZM149 197L150 198L152 197L153 199L151 198V201H150ZM154 197L159 198V201L156 199L154 200ZM23 198H24V200L27 201V203L24 200H22ZM104 198H106V199H104ZM45 199H46V201H45ZM145 199H146V201H145ZM41 200L42 201L44 200L45 203L42 202ZM65 200H67L69 203L66 202ZM87 200L91 206L89 204H86ZM105 200H107V201L104 202ZM153 200L156 202H154ZM23 201H24V204H23ZM77 201L79 203L83 204L84 207L80 206L81 204H79ZM83 201L84 202L86 201L85 202L86 206L84 205ZM100 201H101V203L103 201V203H105V204L102 203V205H99L98 203H100ZM19 202L22 203V204L20 203L22 206L21 209L19 208V207H21V206H19L20 205ZM35 202H36V204H34ZM40 202H41V204H40ZM54 202H55V208L57 206H59V208L61 207L63 209L56 208V209H58V210H56L54 208V205H53ZM141 202H143V203L141 205H139ZM150 202H151V204H150ZM29 203H31V204L29 205ZM133 203L136 205L138 204V206H137L138 211H136L137 207ZM155 203H157V204L159 203L158 204L159 206H157V204L155 205ZM17 204H18V206H19L18 208L20 210L18 209L15 211L14 209L17 208V207H15ZM23 205H24V207L25 206L26 207L24 208ZM27 205H29V206L27 207ZM38 205L39 206L42 205L41 208L42 207L46 208L48 206L50 207V205H51L52 210H55V211L50 212L51 207H50V209L48 208L49 210H47V208L44 209V210H47V212L48 211L50 212V213L48 212L49 215L47 218H45V217L41 218L43 215L45 216V214L39 213V211H38V213H33V215H32V212H34L38 208L37 207ZM97 205H99V207L100 206H102V207H100V209H97V208H99ZM132 205L134 208L132 207ZM150 205H151V207H150ZM153 206L155 208H156V206L159 207V209L157 210L158 213L156 212V209L153 208ZM93 207H95L96 209ZM143 208H145V211ZM152 208L155 210L153 211ZM147 209H149V210H147ZM26 210H27V213H26ZM28 210H29V212H28ZM140 210L142 213L140 212ZM11 211H13L18 216L20 215V213L23 214V216H24V214H26L25 216H27L28 213L29 214L31 213L32 216L31 215L29 216V214H28V216H27L28 218H24L25 216L22 217L20 215L21 217L19 218L17 215L15 217V214L12 213ZM143 211H144V214L147 213L146 214L147 217H150V215H151V217L150 218H144V216L142 215ZM8 212L12 213V215L14 217L13 216L11 217V215L8 216L10 214V213L8 214ZM17 212H20V213L18 214ZM47 212H46V214H47ZM136 212H137V215H139V217L141 214L140 218H138V216L136 218V215H135ZM83 214L85 216L87 214L86 217H91V215L93 214L92 216L94 218L93 217L92 218H85V216ZM57 215H59L58 217H60V218H58V217L55 218ZM146 215H145V217H146ZM142 216H143V218H142ZM7 217H9V218H7ZM147 245L149 246V248L147 247ZM145 247H147V249H145ZM139 248L140 249L143 248L142 251H144V252H142ZM121 254H125L124 256L125 257L127 256V257L125 258ZM138 254H140V255H138ZM139 256H142V258L140 260H138ZM128 257L131 260H128L129 259ZM119 258H123V261L121 262L120 261L121 259H119ZM124 259H126L127 261H124ZM137 260L140 261V263L137 262ZM143 260L145 261V258ZM144 263H142V264H144ZM128 264H131V263L128 262Z\"/></svg>", "mask_w": 264, "mask_h": 264}, {"label": "bare ground", "instance_id": "6f19581e", "mask_svg": "<svg viewBox=\"0 0 264 264\" xmlns=\"http://www.w3.org/2000/svg\"><path fill=\"white\" fill-rule=\"evenodd\" d=\"M62 1H63V0H62ZM67 1H68V0H67ZM79 1H80V0H79ZM91 1H92V0H91ZM91 1H87V0H86V2H85V1H82V2H85V3L88 2V3H87V4H88V7H87V8H89V3H90ZM94 1H95L96 3H94V2L92 1L93 3L91 2L92 4H91V6H90V7H92L93 4H94V8L92 7L90 10L92 11V9H93V12H91V13H94L95 15H94V14H93V15H94L95 17L98 16V15H101V14L104 13V12H106V11H104V10H107V11L109 10L108 12H110V10H111L112 8L114 9V7H115L114 4H115V3H119L118 0H115V1H117V2L114 1V3L112 2L113 0L111 1L112 3H110V2L107 3L108 0H105L106 3H104V4H105V5H104L103 2H105V1L102 0L103 2L101 1V3H102L101 5H102L103 7H105V8L103 9V8H100V3L97 5V3L100 2V0H99V1H98V0H94ZM109 1H110V0H109ZM125 1H126V0H125ZM132 1H133V2H132ZM160 1H161V0H160ZM166 1H167V0H166ZM170 1H171V0H170ZM170 1H168V3L171 5V2H172V1H171V2H170ZM173 1H175V0H173ZM178 1H179V0H178ZM184 1H185V0H184ZM188 1H189V0H188ZM190 1H192V0H190ZM190 1H189V2H190ZM194 1H195V0H194ZM215 1H216V0H215ZM238 1H239V0H238ZM241 1H242V0H241ZM244 1H245V0H244ZM246 1H247V2H246ZM246 1H245V2L248 4V0H246ZM254 1H255V0H254ZM257 1H258V2H257ZM63 2H65V0H64ZM69 2H70V1H69ZM71 2H74V1L71 0ZM127 2H128L127 4H130V3L132 2V4L128 6V9H129V10H130V9H132V10L134 9V12H133L132 10H131V12H132V13H136V14H133V15L131 16L130 13L128 14L129 11L127 12V15L130 17V18H128V19H130L131 22H130L127 18H126V19H122V21L125 20L126 22H127V20H128V21H129V22H128V25H127V23H126L125 21H124V22H125V25H126V26H123V25H122L123 22L120 23V24H118L119 22H121V18H122V16L124 17V15L121 16L120 13H117L118 11H117L116 13L114 12L115 15H113L112 18H110V17L108 16V17H107L108 19H104L105 21L102 20V18H100L101 21H104V22H103L104 24H105L106 21H107V25H108V23H109V24H110V27H111L112 25L114 26L115 24H116V25L118 24V26H119V25H120V26L122 25L120 28H119L118 26L115 25L116 27H114V28L116 29V31H115V29H114V31H115L116 33H117L118 29L121 30V29L124 27L123 29H125V31H126V29H127L128 27L131 28V26H132V28L136 30V31L134 32L135 34H137V33L139 32L140 28H141L140 32L143 31L141 35H145L144 33L146 32V30H149V29H147V28H152V29H157V28H159V21H160V20H163V18H164V17H163L162 19L159 20V17H160L159 15H160V14H157V12L159 13V11H160V12L163 11L162 9L159 10V4H160L161 2H157V1H155V0H128ZM164 2H165V0H164ZM181 2H183V1H181ZM224 2H225V0H224ZM226 2H227V1H226ZM226 2H225V3H226ZM251 2H252V1H251ZM256 2H257V5H256V6H258L259 0H256ZM65 3H66V2H65ZM168 3H167V4H168ZM172 3H173V2H172ZM174 3H175V2H174ZM174 3H173V4H174ZM177 3H178V2H177ZM216 3H218V1H216V2L214 3V1H212V0H196V1L194 2V6H195L194 13H196V12H197V13H201V11H202L201 9H203V7L206 8V11H207V8H211V7L213 8V7L215 6ZM221 3L223 4V2H220V6L222 5ZM239 3H240V2H239ZM254 3H255V2H254ZM63 4H64V3H63ZM83 4H84V3H83ZM87 4H86V5H87ZM124 4H126V3L124 2ZM169 4H168V6H169ZM178 4H179V3H178ZM178 4H177V5H178ZM181 4H182V3H181ZM181 4H179V5H181ZM192 4H193V2H192ZM192 4H191V5H192ZM262 4H264V3H262ZM262 4H261V6H262ZM95 5H97V6H95ZM115 5H117V4H115ZM160 5H163V3H161ZM177 5H176L175 8H177ZM188 5H189V4H188ZM216 5H217V4H216ZM225 5H226V4H224V6H225ZM230 5H233V4H230ZM242 5H244V4H242ZM242 5L240 4V6H242ZM65 6H66V5H65ZM70 6H71V5H70ZM98 6H99L100 9H103V10H99ZM102 6H101V7H102ZM172 6H174V5H171V7H172ZM224 6H223V7H224ZM234 6H236V5L234 4ZM246 6H247V5H246ZM253 6H254V5H253ZM256 6H255V7H256ZM263 6H264V5H263ZM171 7L169 6L168 8H171ZM190 7H191V6L189 5L187 8H190ZM217 7H218V6H217ZM223 7H221V8H223ZM226 7L228 8V6H226ZM236 7H237V6H236ZM244 7H245V6H244ZM244 7L242 6L241 9H239V10H238V8H237V9H236V10H237V14L235 13L236 11L233 12V9H232V11H231V12H233L234 14H236V16H237L238 18H240V23H239L237 26H238V28H240V29L242 30V31H241L242 33L240 32V36L238 35V36H239L238 39H239V40L242 39L241 44H242V42L244 41L243 38H246V37L249 36L251 33H255V34H256V32H258V29H259L258 27L260 26V25L258 26L257 21H256V24H257V26H256V24H252L253 22H252L251 24H249V23H248V24H245L244 22L247 21L246 19H245V20L242 19L243 21L241 20V17H242L241 15L244 14V13L246 12L245 10H247V8H250L249 10H251V8H252V6H251V7L248 6L247 8H246V7L244 8ZM259 7H260V6H259ZM66 8H67V7H65V9H66ZM96 8H97V12H96ZM115 8H116V7H115ZM121 8H122V7H121ZM124 8L127 9V7H124ZM168 8H167V9L165 8V9H166V10H165L166 12L168 11ZM172 8H174V7H172ZM172 8H171L170 10H173ZM175 8H174V10H175ZM185 8H186V7H185ZM185 8H184V9H185ZM192 8H193V7H192ZM227 8H224V9H227ZM262 8H263V7H262ZM262 8H261V9H262ZM136 9H137V11H136ZM163 9H164V8H163ZM193 9H194V8H193ZM213 9H214V8H213ZM234 9H235V7H234ZM94 10H95V11H94ZM118 10H119V9H118ZM141 10H143V11H141ZM145 10L148 11V13H146ZM156 10H158V11H156ZM176 10H177V9H176ZM187 10H188V9H187ZM215 10H216V9H215ZM217 10H218V9H217ZM222 10H223V9H222ZM229 10H231V9H229ZM254 10H255V9H254ZM254 10H253V11H254ZM259 10H260V9H259ZM259 10H258V11H259ZM98 11H99V13H98ZM111 11H112V10H111ZM114 11H115V10H114ZM126 11H127V10H126ZM140 11H141V12H140ZM144 11H145V12H144ZM152 11H153L154 15L157 14L158 16L156 15L157 17H155L154 15H152V14H151ZM155 11H156V13H155ZM181 11H183V10H181ZM188 11H190V10H188ZM188 11H187L186 13H188ZM195 11H196V12H195ZM209 11H210V10H209ZM260 11H261V10H260ZM263 11H264V10H263ZM52 12H54V10H53ZM52 12H51V13H52ZM101 12H102V13H101ZM142 12H143V13H142ZM149 12H150V13H149ZM184 12H185V11H184ZM184 12H182V13H184ZM203 12H204V10L202 11V13H203ZM220 12H221V11H220ZM220 12H219V13H220ZM247 12H248V10H247ZM247 12H246V13H247ZM97 13H98V14H97ZM100 13H101V14H100ZM112 13H113V11H112ZM112 13H111L110 16H112ZM132 13H131V14H132ZM140 13H142L144 17L141 16L142 14L140 15ZM145 13L148 14V17H147L146 19H148V20L150 19L148 22H147V20L145 19V16H147ZM168 13H169V12H168ZM171 13H172V12H170V15H172ZM189 13L191 14V12H189ZM192 13H193V11H192ZM208 13H209V12H208ZM210 13H211V12H210ZM226 13H227V12H226ZM250 13H251V12H250ZM262 13H264V12H262ZM96 14H97V15H96ZM118 14H120V15L117 16ZM144 14H145V15H144ZM149 14H150L151 16H150ZM162 14H165V13L162 12ZM166 14H167V13H166ZM166 14H165V15H166ZM228 14H231V13L229 12ZM91 15H92V14H91ZM91 15H90V16H91ZM137 15H139V16L137 17ZM168 15H169V14H168ZM178 15H179V13H178ZM201 15H202V14H201ZM207 15H208V14H207ZM211 15L213 16V14H211ZM222 15H223V14H222ZM222 15H221V16H222ZM245 15H246V14H245ZM249 15H250V14H249ZM258 15H259V13H258ZM120 16H121V17H120ZM133 16H134V18H132ZM135 16H136V17H135ZM152 16H153V18H152ZM161 16H163V15H161ZM166 16H167V15H166ZM172 16H173V15H172ZM180 16H181V15H179L178 17H180ZM182 16H183L184 18H187L186 20H188V16H187L186 14H185V16H184V15H182ZM199 16H200V15H199ZM199 16H198V17H199ZM204 16H205V15H203V17H204ZM223 16H224L225 18H227V17L225 16V14H224ZM229 16H232V15H229ZM256 16H257V15H255V17H256ZM140 17H141V18H140ZM142 17H143V18H142ZM149 17H150V18H149ZM170 17H171V16L167 17V20H168ZM195 17H196V15H195ZM195 17H194V18H195ZM208 17H211V16L208 15ZM208 17H206V18H208ZM237 17H236V19H238ZM252 17H253V16H252ZM252 17H251V18H252ZM109 18H110V19H109ZM124 18H125V17H124ZM137 18H138L139 21H137ZM151 18H152V19H151ZM174 18H176V11H175V17H174ZM180 18H182V17H180ZM180 18H178V19H180ZM194 18L192 19V21L194 20ZM228 18H229V17H228ZM243 18H244V17H243ZM258 18H259V17H258ZM262 18H263V17H262V15H261V18H259V20H260V24H261V22L264 23L263 21H261ZM92 19H93V20H92ZM92 19L90 18V20H89V21L94 22V23L90 22L92 25L95 24L96 21H97V22H98V21L100 22V19H98V20H97V18H95V19L92 18ZM132 19H133V20H132ZM142 19H144V20H142ZM165 19H166V17H165ZM170 19H171V18H170ZM172 19H173V17H172ZM199 19H200V18H199ZM203 19H204V18H203ZM218 19H219V18H218ZM218 19H217V20H218ZM232 19H233V18H232ZM248 19H249V18H248ZM94 20H96V21H94ZM140 20H141V21H140ZM173 20H174V19H173ZM186 20H185V21H186ZM197 20H198V19H197ZM208 20H209V19H208ZM136 21H137V23H135ZM142 21H144V25H143V22H142ZM180 21H183V18H182ZM180 21H178V23H180ZM201 21H202V20H201ZM201 21H200V22H201ZM205 21H207V20H204L203 22H205ZM220 21H222V19H220ZM220 21H219V22H220ZM224 21H225L224 23L227 22L226 19H225ZM238 21H239V20H238ZM251 21H252V20H251ZM97 22H96V23H97ZM99 22H98L97 24H95V25H96V28H94L95 26H92V27L94 28L93 31H92V30H89V28H85L84 30H83V29H76V30H77V31H78V30H81L80 32H82V31L85 32V30L87 29V30H89V31H88L89 33H90V31L92 32L91 34H94V30L96 31V29L99 30V31L101 32V30H100L101 28H100V29L97 28V27L99 26ZM132 22L135 23V24L133 23L134 26H133ZM139 22H140V23H139ZM141 22H142V24H141ZM149 22H150V23H149ZM169 22H170V20H169ZM169 22H168V23H169ZM176 22H177V18H176ZM200 22H197V24L200 23ZM213 22H214V23H212V26H213V24H215V21H213ZM231 22H232V20H231ZM231 22H230V23H231ZM234 22H235V20H234ZM254 22H255V21H254ZM258 22H259V21H258ZM100 23L102 24V22H100ZM130 23H131L132 25H131ZM148 23H149V24H148ZM168 23H166L165 26H167V27H165V28H168V26H169V25H167ZM171 23H172V22H171ZM187 23H189V20H188ZM191 23H192V22H190V24H191ZM194 23H195V22H194ZM230 23H229V25H230ZM235 23H237V22H235ZM123 24H124V23H123ZM140 24H141V25H140ZM147 24H148V25H147ZM173 24H174V23H173ZM173 24H171V25H173ZM180 24H182V23H180ZM184 24H185V23H184ZM190 24H189V25H190ZM209 24H211V22H209ZM216 24H217V23H216ZM216 24H215V25H216ZM233 24H234V23H233ZM233 24H232V25H233ZM107 25H106V26H107ZM129 25H130V26H129ZM136 25H137V26H136ZM138 25H140V27H138ZM176 25H177V24H176ZM192 25H194V24H192ZM220 25H221V24H220ZM229 25H228V26H229ZM232 25H231V26H232ZM100 26H101V25H100ZM141 26H142V27H141ZM145 26H146L147 28H146ZM194 26H195V25H194ZM196 26H197V25H196ZM203 26L210 27V26H208V24H207V25L204 24ZM218 26H219V25H218ZM261 26H262V25H261ZM90 27H91V26H90ZM107 27H108V26H107ZM135 27H136V28H135ZM170 27H171V26H170ZM173 27H174V26H173ZM175 27H176V26H175ZM175 27H174V28H175ZM182 27H183V26H182ZM184 27H185V26H184ZM187 27H189V26H187ZM187 27H186V28H187ZM214 27H215V26H214ZM216 27H217V26H216ZM216 27H215V29H216ZM220 27H221V26H220ZM220 27H219V28H220ZM229 27H230V26H229ZM39 28H40V27H39ZM105 28H106V27H105ZM105 28H104V26H103L102 29H105ZM108 28H109V27H108ZM108 28L105 30V32H103V33H104L103 35H105V37H106V35H107V37L110 36L109 40H108V38H107V41H109V42L111 43L110 45L113 46V47H114V45H112V42H111L113 38H114V39H113V41H114L115 39H120V38L122 37L123 42L125 41V43L128 42V41H130V40H132V39H134V40H132V41H135V40L139 39V36H140V38H141V40H140L141 43L143 42V40H145V37H144V36L141 37V35H137L136 37H138V38H136L135 36H133V33H132V35H129V34H128V36H127V35L122 36V35H121V31H120V33H118L121 37H120V36H117V38H116V37H113V36H112L113 33H111V32L109 33V31H107ZM117 28H118V29H117ZM142 28H144V29L142 30ZM163 28H164V27H163ZM163 28H162V30H164ZM177 28L179 29V26H178ZM190 28H191V27H190ZM197 28H198V27H197ZM201 28H202V27H201ZM211 28H212V27H211ZM217 28H218V27H217ZM221 28H222V27H221ZM223 28H224V30H226L225 27H223ZM231 28H232V27H231ZM109 29H110V28H109ZM123 29H122V30H123ZM133 29H132V30H133ZM138 29H139V30H138ZM178 29H177L176 31H178ZM192 29H193V27H192ZM198 29H199V28H198ZM207 29H210V28H207ZM207 29H205V27H204V29L202 28L201 30H202V32H203V30H207ZM235 29H236V28H235ZM41 30H42V29H41ZM112 30H113V28L111 29V31H112ZM128 30L131 31V29H129V28H128ZM165 30H166V29H165ZM169 30H171V29H169ZM173 30H174V29H173ZM181 30H182V29H181ZM183 30H184V29H183ZM195 30H196V29H195ZM220 30H221V29H220ZM222 30H223V29H222ZM227 30H228V29H227ZM227 30H226V31H227ZM231 30H232V29H231ZM238 30H239V29H238ZM248 30H249V31H248ZM262 30H263V29H262ZM262 30H260V32H261ZM106 31H107L108 34H106ZM125 31H124V32H125ZM137 31H138V32H137ZM144 31H145V32H144ZM150 31H151V29H150ZM150 31H149V32H150ZM199 31H200V30H199ZM210 31H211V29H210ZM218 31H219V29H218ZM218 31H216V32H218ZM226 31H225V32H226ZM254 31H255V32H254ZM12 32H13V31H12ZM83 32L80 33V34L82 35ZM86 32H87V31H86ZM88 32H87V33H88ZM100 32H96V33L100 34ZM112 32H113V31H112ZM118 32H119V31H118ZM124 32H122V33H124ZM136 32H137V33H136ZM140 32H139V33H140ZM149 32L147 31L146 34L149 35V34H150ZM162 32H163V31H162ZM164 32H165V31H164ZM179 32H181V31H179ZM190 32H191V31H190ZM197 32H198V30H197ZM200 32H201V31H200ZM200 32H198L197 35H199ZM204 32H205V31H204ZM213 32H214V31H213ZM231 32H232V31H231ZM234 32H237V31H234ZM76 33H77V36H78L79 33H78V32H76ZM89 33H88V35H90ZM96 33H95V34H96ZM101 33H102V32H101ZM116 33H114L113 35L115 36ZM172 33H173V32H172ZM175 33H176V32H175ZM182 33H183V32H182ZM182 33H181V34H182ZM185 33H186V31H185ZM185 33H184V35H185ZM192 33H193V32H192ZM206 33H208V32H206ZM211 33H212V31H211ZM228 33H229V32H228ZM12 34H13V33H12ZM44 34H45V33H44ZM84 34H85L86 36H85ZM84 34H83V36H85L84 38H86V41H87V42H88L89 40H93L92 38H96L95 35H93V37H92V36H89V37H88L86 33H84ZM109 34H110V35H109ZM170 34H171V33H170ZM176 34H178V32H177ZM176 34H175V35H176ZM179 34H180V33H179ZM222 34H223V33H222ZM232 34H233V33H232ZM238 34H239V33H238ZM255 34H254V35H255ZM259 34H262V33H259ZM42 35H43V34H42ZM46 35H47V32H46ZM96 35H97V34H96ZM116 35H117V34H116ZM166 35H168V34H166ZM166 35H165V36H166ZM188 35H190V34H188ZM193 35H195V34H192V36H193ZM200 35H201V34H200ZM202 35H203V33H202ZM219 35H220V34H219ZM225 35H226V34H225ZM254 35H253V36H254ZM39 36H40V35H39ZM83 36H82V37H83ZM98 36H99V35H98ZM125 36L128 37V39H129V40L127 39L128 41L126 40V38L124 39ZM162 36H163V34H162ZM165 36H164V37H165ZM169 36H170V35H169ZM231 36H232V35H231ZM253 36H252V34H251V37H253ZM41 37H42V36H41ZM66 37H67V35H66ZM79 37H80V36H79ZM79 37H78V38H79ZM101 37H102V36H101ZM111 37H112V38H111ZM119 37H120V38H119ZM131 37H132V38H131ZM164 37H163V38H164ZM176 37H177V36H176ZM190 37H191V36H190ZM196 37H197V36H196ZM201 37H202V36H201ZM215 37H216V36H215ZM217 37H218V35H217ZM217 37H216V38H217ZM221 37H222V36H221ZM221 37H220V38H221ZM229 37H230V36H229ZM232 37H233V36H232ZM260 37H261V36H260ZM84 38H82V40H83ZM87 38H88V40H87ZM89 38H90V39H89ZM103 38H104V37H103ZM135 38H136V39H135ZM142 38H143V39H142ZM149 38H150V40L152 41L150 44L153 45V49L156 48V47H154V45H156V44L159 45L157 42H158L159 40L163 39V38H161V35H159V31L152 32V33L150 34ZM159 38H161V39H159ZM169 38H170V37H169ZM169 38H167V36H166L165 39H169ZM184 38H185V37H184ZM187 38H188V36H187L185 39L187 40ZM198 38H199V37H198ZM213 38H214V37H213ZM230 38H231V37H230ZM230 38L227 37V39H230ZM258 38H259V37H258ZM75 39H76V38H75ZM96 39H99V38L97 37ZM110 39H111V40H110ZM173 39H174V38H173ZM191 39L194 40V37L191 38ZM200 39H201V38H200ZM200 39H199V40H200ZM206 39H207V36H206ZM210 39H212V38H210ZM234 39H235V37H234ZM234 39H233V41H231V42H230V41H228V42H226V41L224 42V41H223V42L226 43V44L223 43L224 46L221 47V48L217 51V55L220 56V54H226L227 49H228V50H231V49H232V44L234 43V41H235L237 38H236L235 40H234ZM238 39H237V40H238ZM253 39H254V38H253ZM255 39H257V38H255ZM77 40H78V42H79V39H76V40L74 41V44H77V43H75ZM94 40H95V39H94ZM94 40H93V41H94ZM102 40H103V39H102ZM104 40H106V39H104ZM104 40H103V41H104ZM195 40L197 41L198 39H195ZM248 40L250 41V45L253 43V42H251V41H254V40H250V36H249ZM248 40H247L246 43H249ZM258 40H259V39H258ZM83 41L85 42V39H84ZM95 41H96V40H95ZM95 41H94V42H95ZM97 41L100 43V39L97 40ZM138 41H139V40H138ZM172 41H173V40H172ZM179 41H180V39H179ZM179 41H178V42H179ZM216 41H217V40H216ZM216 41H215V42H216ZM245 41H246V40H245ZM245 41H244V42H245ZM35 42H36V41H35ZM42 42H43V41H42ZM87 42H85V43H82V42H81L82 44L79 42V44H81V45H83V46H81V45H79V44H78V45H79V47H80V46L82 47V49L84 50V52H85V49L88 48L86 51L89 52V53H91L92 49H94V48L92 47V45H90V47H89L87 44H89L90 42H88V43H87ZM101 42H102V41H101ZM123 42H121V43H122V44H125V43H123ZM168 42H169V41H168ZM170 42H171V40H170ZM170 42H169V43H170ZM182 42H183V41H182ZM191 42H193V41L191 40ZM205 42H206V41H205ZM236 42H237V41H236ZM238 42L240 43V41H238ZM255 42H256V41H255ZM9 43H10V42H9ZM24 43L26 44V46L28 45L27 42H24ZM51 43H52V42H51ZM51 43H48V44L51 45ZM99 43H98V44H99ZM103 43H104V42H103ZM133 43H134V42H133ZM141 43L138 44V42H137V46L140 45V46H139L140 49H139L138 47H135V46H136V43H134V45H133L134 47H133V49H132L134 52L131 53V55H130L131 57L129 56V53H128V52H130L128 48H130L131 46L129 47V46H126V44H125L124 46H125V47H128V48L126 49V48L123 46V47H124L123 49H125V51L122 50V47H119V50H118V52H119L120 50H121V51H124V52H121V51H120L122 54L119 52V53H120L122 56H124V57H121V56H118V57L123 58V59L125 58V59H124L125 61H126V59H127L128 62H131L130 65H132V60H133V64H134V67H133V68L135 69V66H136V71H137V73H140V72L142 71V69H144V70L146 69L145 67H143V66H145L144 63L141 64L140 61L146 59V57H147L148 54L151 52V50H152V54H153V51H154V50H155V51H154L155 53H154L153 55H150V54H149V56H150V57L153 56V58H152V57H151V58H150V57H149V58L147 57V58H148V59H146L147 62H148L147 64H149V61H148L149 59L151 60V62H153V61L155 62L156 60L158 61V60H159V59H158L159 57H156L155 55H156V53H157L158 51H160V49H161V46L158 47L159 49H154V50H153L152 48H148V47H146V45H148V44H146V45H142V46H145V47H146V48H145V47H142V46H141ZM159 43H162V42H159ZM163 43H164V42H163ZM166 43H167V42H166ZM185 43H186V42H185ZM185 43H183V44H185ZM221 43H222V42H221ZM33 44H34V42H32V45H33ZM35 44L40 45V44L37 43V42H36ZM35 44H34V45H35ZM52 44H53V43H52ZM74 44H73V41H72V43L70 44V47H71V45L74 46V48H75V51H74V52H69V49H68V48H66V49H65V48H62V49L65 50V51L63 50L65 53H64L63 51H61V52H59V53H60V54L63 53V54H61V55H62V56L64 55V57H65V58L68 60V62H69L70 59H71V58H69V57H73V56H75L76 53L79 52V53H78L79 55H77L78 58H80L81 56H82V57H81L80 59H78V62L80 61V64H81V61H82V62L87 61V59H89L91 56H90V55H87L86 52H85V53H82L83 50L81 49V47H80V49H81V50H80L79 47H78V45H74ZM84 44L86 45V47H85ZM98 44H97V45H98ZM108 44H109V43H108ZM108 44H107L106 42L104 43V46H105L104 50L107 49V48L109 47ZM122 44H120V46H122ZM180 44H181V43H180ZM206 44H207V43H206ZM211 44H212V43H211ZM235 44H237V43H234V45H235ZM244 44H245V43H244ZM0 45H1V44H0ZM5 45H6V44H5ZM49 45H48V46H49ZM62 45H63V44H61L60 46H62ZM64 45H65V44H64ZM100 45H102V43H101ZM157 45H156V46H157ZM213 45H214V42H213ZM248 45H249V44H248ZM1 46H2V45H1ZM1 46H0V47H1ZM3 46H4V44H3ZM11 46H12V47L15 46V45H13V42H12V45H11ZM21 46H22V45H21ZM24 46H25V45H24ZM24 46H23V48H25ZM48 46H46L45 48L48 49V48L50 47V46H49V47H48ZM73 46H72V47H73ZM76 46H77V47H76ZM93 46H95V45H93ZM102 46H103V45H102ZM102 46H100V47L98 46V47L100 48V49L98 50V52L95 51V50H96V46H95V49H94L93 52H95V54H96L97 56H98L100 53H101L100 56L103 54V52L100 51L101 49L103 50ZM111 46H110V47H111ZM230 46H231V49H229ZM238 46H239V48H240L241 46L244 47L243 45L240 46V44H238ZM246 46H247V44L245 45V48H246ZM4 47H5V46H4ZM12 47H11V48H12ZM15 47H17V46H15ZM19 47H20V45L17 47L18 49H17V48H16V49L19 50ZM30 47H31V46L29 45L28 48H30ZM34 47H35V46H34ZM34 47H31L32 50H33V49L36 50V48H37L38 46L35 47V48H34ZM52 47H53L52 51L54 52V51H55V49H54V45H53ZM52 47H50V48H52ZM68 47H69V46H68ZM98 47H97V49H98ZM141 47H142V48H141ZM149 47H151V46L149 45ZM164 47H165V46H164ZM212 47H214V46H211V48H212ZM215 47H216V46H215ZM235 47H237V46H235ZM235 47H234V48H235ZM247 47H248V46H247ZM1 48H2V47H1ZM8 48H9V47H7V49H8ZM23 48H22V49H23ZM28 48H25V49L28 50ZM38 48H40V47H38ZM89 48H90V49H89ZM120 48H121V49H120ZM131 48H132V47H131ZM131 48H130V49H131ZM134 48H135V49L137 48L138 50H134ZM162 48H163V47H162ZM4 49H5V48H4ZM4 49H3V50H4ZM47 49H45V50H47ZM62 49H59V50H62ZM78 49H79V51H78ZM241 49H242V48H241ZM0 50H1V49H0ZM3 50H2V51H3ZM10 50H11V49H10ZM34 50H33V53L35 54L36 51L34 52ZM43 50H44V49H43ZM43 50H42V48H41V51L37 50V51L41 52V53H39V56L42 55L43 58H42V57H38V56H37V55H38L37 52H36L37 54H35V56H37V58H39V61L46 60V59L44 58V56H45L48 60H49V59L51 60V57H50V56H52V59H53L54 53H52V51H51V53H48L51 49H49V51L47 50L48 52L44 50L45 52L48 53V57H47V53L45 54V52H44ZM66 50H67V51H66ZM112 50H113V49L105 50V52H106V51H109V52H107V53H108L107 56H103V55H102V57H104V58H102V57H101V58H98V57L95 55V58L97 57L98 59H101V60L104 59L103 62H102V61L100 62V60L95 59V58H94V59H90L91 62H93V64L96 63L97 65L100 64L101 66L99 65L100 67H99V66H98V67L101 68L100 71H102V70H103V67H102V66H104L108 61H110V60H111V57L114 58V57H116L117 55H120L119 53L116 54L117 50H115V51H114V50L112 51ZM127 50H128V52H127ZM156 50H157V51H156ZM215 50H216V48H215ZM8 51H9V50H8ZM15 51H16V50H15ZM24 51H25V50H24ZM28 51H29V50H28ZM28 51H27V52H28ZM76 51H77V52H76ZM210 51H211V53H212V50H210ZM233 51H234V49H233ZM233 51H232V52H229L228 54H229V55H230V53L234 54ZM235 51L237 52L238 49L235 50ZM0 52H1V51H0ZM9 52H10V51H9ZM9 52H8V53H9ZM11 52H12V51H11ZM21 52H23V51H21ZM30 52H31V51H30ZM3 53H5V52H3ZM6 53H7V52H6ZM25 53H26V51H25ZM28 53H29V52H28ZM68 53H69V57H68ZM74 53H75V54H74ZM125 53H126V54H125ZM127 53H128V54H127ZM193 53H194V52H193ZM195 53H196V52H195ZM201 53H202V52H201ZM211 53H210V54H211ZM215 53H216V52H215ZM17 54H18V53H17ZM26 54H27V53H26ZM29 54H30V53H29ZM72 54H74V55H72ZM81 54H82V55H81ZM158 54H159V52H158ZM189 54H191V53H189ZM196 54H197V53H196ZM196 54H195V56H196ZM232 54H231V56H232ZM0 55H2V53H1ZM8 55L10 56V54H8ZM14 55H15V54H14ZM61 55H60V56H61ZM66 55H67V56H66ZM86 55H87V56H86ZM115 55H116V56H115ZM125 55H126V56L128 55L129 57L126 58ZM132 55H133V57H132ZM145 55H147V56H145ZM203 55H204V54H203ZM214 55H216V54H214ZM229 55L227 56V54H226V55H224L223 57H224V58H227V57H229ZM4 56H5V55H4ZM4 56H3V58H4ZM9 56H8V59H9ZM16 56H18V55H15V56L12 55V57H14L15 59L18 60V57H19V56H18L17 58H16ZM28 56H29V55H28ZM30 56H32V55L30 54ZM30 56H29V57H30ZM89 56H90V57H89ZM100 56H99V57H100ZM193 56H194V55H193ZM201 56H202V55H200V58H201ZM208 56H209V55H208ZM219 56H218V57H219ZM226 56H227V57H226ZM6 57H7V56H6ZM20 57H21V56H20ZM20 57H19V59H20ZM106 57L110 59V60L108 59L107 62H106V60H107ZM143 57H145V58L143 59ZM155 57L157 58L156 60L154 59ZM188 57H190V55H188ZM191 57H192V55H191ZM211 57H212V56H211ZM213 57H215V56H213ZM213 57H212V59H213ZM232 57H233V56H232ZM232 57H231V58H232ZM0 58H1V57H0ZM21 58H22V57H21ZM30 58H32V57H30ZM61 58H62V57H61ZM92 58H93V55H92ZM116 58H117V57H116ZM128 58H129V59H128ZM130 58H131V60H130ZM161 58H162V57H161ZM202 58H203V57H202ZM209 58H210V57H208V61H210ZM11 59H12V58H11ZM11 59H9V60H11ZM73 59H74V60H73L74 63L72 64V62H71V63H68V64H70L71 68L74 67L75 64H76V65L78 64V65H77V67H78V66H79V63H78V62H75L76 56L73 57ZM81 59H82V60H81ZM123 59H122V60H123ZM152 59H154V60H152ZM186 59H187V57H186ZM198 59H199V58H198ZM198 59L195 60V61H196L195 64H193V61H192V64H189V65H188V63H187V65H186V64H183V65H181V66L178 64L180 61H179V62L177 61L178 63L176 64V66L178 67V65H179V67H178V68H179V69H178V72L183 73V75H184L185 73H188V72L190 73V71H194V72H195V70L200 69V68L203 67L204 65L206 66V63L209 64V62L206 61V60H198ZM210 59H211V58H210ZM212 59H211V60H212ZM215 59H217V58H214L213 60H215ZM228 59H229V58H227V61H229ZM232 59H234V58H232ZM232 59H231V60H232ZM0 60H1V59H0ZM6 60H7V58H6ZM9 60H8V61H9ZM13 60H14V59H13ZM20 60H21V59H20ZM24 60H25L26 63H24V62H22L23 64L20 63L21 65H23V68H24V65H28V62H29V64H30L31 61H32L31 64L34 63V61H33L34 59H33V58H32L31 61H28V62L26 61V59H24ZM62 60H63V59H62ZM62 60H61V62H59V67H58L57 63L54 64V61H55V57H54V59L50 61V62H53V63H52V64L50 63L49 65H51V67H52V66L56 67V65H57L56 68L59 69V68H61V67H60V66H61L60 63H61L63 66H64V64L66 63V62H65V59L63 60V62H62ZM67 60H66V61H67ZM92 60H93V61H92ZM95 60H96V61H95ZM122 60H120L121 62H116L118 66H117V65H116V66H113V65L116 64V63H114L115 61H113L114 64L111 62V65H109V64H110V63H109L108 66H110V67L112 66V67H111V71H110V72H112V73H110V75H109V73H108L109 71H108V70H109L110 67L106 66L105 70H107V71H105V70H104L105 72L103 71V72L105 73L106 76L103 75V74H104V73H103V74H102L103 76L101 75V76L98 78V80H96L97 83H98V84L103 83V84L105 85V83H108L109 81H111V80H109V77H110V76H111L110 79H112V77H113V78H115V79L117 80V78H118L119 75H121V76L123 75V72H121V71H124V70H125V71H124L125 73L130 72V69H128V68H129V67L131 68L132 66H129V67H128V66H126V67L124 66V68H123L122 65H129V64L127 63V61H126L127 64H125V62H123ZM139 60H140V61H139ZM179 60H182V61H183V60H185V59H179ZM187 60H188V59H187ZM189 60H190V58H189ZM197 60H198V61H197ZM223 60H225V59H222V61H223ZM76 61H77V59H76ZM88 61H89V60H88ZM88 61H87V62H88ZM136 61H138V63H139L138 65H137V63H134V62H136ZM157 61H156V64L159 63V62H157ZM182 61H181V64H182ZM195 61H194V62H195ZM234 61H235V60H234ZM1 62H2V61H1ZM48 62H49V61H48ZM89 62H90V61H89ZM94 62H95V63H94ZM104 62H106V63L104 64ZM184 62H186V61H184ZM211 62H212V61H211ZM220 62H221V61H220ZM220 62H219V63H220ZM3 63H5V64H9L7 61H4ZM10 63H13V65L8 66L7 68L5 67V70L12 68V69H10V70L12 71L13 68H15V66H16V64H15V63H16L15 60H14L13 62L10 61ZM46 63H47V62H45V64H46ZM98 63H99V64H98ZM101 63H102V64H101ZM118 63H119V64H118ZM120 63H121V64H120ZM175 63H176V62H175ZM190 63H191V61H190ZM0 64H1V63H0ZM18 64H19V63H18ZM20 64H19V65H20ZM31 64H30V65H31ZM53 64H54V65H53ZM66 64H67V63H66ZM66 64H65V65H66ZM68 64L66 65L67 67H65V70H64V71H62V72L57 71V72H60V74H61V73H64V76H65L66 78H65V77L62 78L61 75H59V76L57 77L58 79L55 78V76H54V78L51 77V79H56L58 82H61V81H62L63 83L61 82L60 85H63V84H64L63 88L65 87V89H67L66 87H68V86H65V81H64V80H61V81H60L59 79H61V78H62V79H64V78H65V79H68V76H69V79H71L70 77H73V78H74V76H70L69 74H74V75H75V73L70 72L72 69H70V68L68 67V66H69ZM71 64H72V65H71ZM85 64H86V63H85ZM96 64H95V65H96ZM112 64H113V65H112ZM151 64H152L151 66H154V65L156 66V64H153V63H151ZM171 64H173V62H172ZM215 64H216V63H215ZM21 65H20V66L17 65V66L19 67V69H18L17 66H16V68H17V70H16L17 72H16V73L14 72L16 68H15L14 71H12V72H9V73H8V71H7L8 75L13 73V75H14V76H13V77H14L13 79H15V81H16V79H19V80H18V83H19V81H20V79H21V76H19V75H23V76L25 75V76H26V75L29 73V72L21 71V70H20V68L22 67ZM43 65H44V64H43ZM49 65L47 66V68H51ZM76 65H75L74 68H77ZM141 65H142V66H141ZM173 65H174V64H173ZM229 65H231V64H229ZM233 65H234V63H233ZM233 65H232V66H233ZM1 66H2V65H0V67H1ZM13 66H14V67H13ZM31 66H32V65H31ZM81 66H82V65H81ZM84 66H86V65H84ZM90 66H91V65H90ZM93 66H94V65H93ZM119 66L122 67L123 70H120V68H118ZM137 66H138V67L140 66L139 69L137 68ZM158 66H159V64H158ZM171 66H172V65H171ZM210 66H212V65H210ZM34 67H35V66H34ZM34 67H32V68H34ZM54 67H53V70H55ZM82 67H83V66H82ZM82 67H81V68H82ZM86 67H87V66H86ZM107 67H108V68H107ZM116 67H117L118 69H117ZM142 67H143V68H142ZM252 67H253V66H252ZM2 68H3V67H2ZM2 68H1V69H2ZM23 68H21V69H23ZM27 68L30 69L31 67L28 66ZM68 68H69L70 70H69ZM79 68H80V67H79ZM79 68H78V71H76L77 73H80L81 68H80V69H79ZM84 68H85V67H84ZM88 68H89V67H88ZM99 68H96V67H95V69L92 68V71H93V69H94L95 72L97 71V73L99 74ZM113 68H114V69H113ZM122 68H121V69H122ZM125 68H126V69H125ZM140 68H142V69L140 70ZM151 68H152V67H151ZM169 68H170V66H169ZM171 68H172V67H171ZM173 68H175V66H173ZM203 68H204V67H203ZM207 68H208V66H207ZM253 68H255V67H253ZM256 68H257V67H256ZM1 69H0V70H1ZM97 69H98V70H97ZM127 69H128L129 71H126ZM153 69L155 70L156 68L153 67L152 70H153ZM243 69H244V68H243ZM250 69H251V67H250ZM3 70H4V69H3ZM3 70H1L2 73H3ZM23 70L26 71V69H23ZM38 70H39V69H38ZM40 70H41V69H40ZM84 70H86V71H90V70H87L86 68H85ZM112 70H113V71H112ZM117 70H118V72H117ZM132 70H133V69H132ZM132 70H131V73H132ZM139 70H140V72H139ZM150 70H151V69L149 68V71H150ZM245 70H246V69L243 70V73L245 72ZM251 70H252V69H251ZM19 71H20V72H19ZM30 71H31V69H30ZM86 71H85V72H86ZM114 71H115V73H117V74H116L117 76H115V74H113ZM149 71H148V72H149ZM198 71H199V70H198ZM198 71H197V72H198ZM238 71H239V72H238ZM238 71H237V72L241 75L242 72H240V69H239ZM241 71H242V68H241ZM257 71H258V69H257ZM46 72H47V71L45 70V73H46ZM69 72H70V73H69ZM82 72H84V71L82 70ZM95 72H92V73H95ZM106 72H107V73H106ZM142 72H143V71H142ZM146 72H147V71H146ZM146 72H145V73H146ZM148 72H147V73H148ZM178 72L172 74V76H173V75H176V74H179ZM201 72H202V71H201ZM237 72H236V73H237ZM255 72H256V70H255ZM258 72H259V71H258ZM258 72H257V73H258ZM2 73H1V75H3ZM4 73H5V75H7L6 71H5ZM19 73H20V74H19ZM21 73H23V74H21ZM25 73H26V74H25ZM47 73H48V75H47ZM47 73H46L47 76H46V75H42L43 73L37 75V76H36V79L38 80V79L40 78V77H39L40 75H41V76L48 77L50 73H49V72H47ZM67 73H69V74L67 75ZM77 73H76V75L79 76V74H77ZM86 73H87V72H86ZM89 73H90V72H89ZM92 73H91V76H92V77L96 78V77L98 76V75H96L97 73H96V74H92ZM118 73H119V74H118ZM121 73H122V74H121ZM145 73H144V74H145ZM238 73H237V74H238ZM246 73H247V72H246ZM17 74H19V75H18L19 77L17 76L18 78H17V77L15 78V76H16ZM33 74H34V72H33ZM65 74H66V75H65ZM81 74H82V73H81ZM100 74H101V72H100ZM112 74H113L115 77L112 76ZM129 74H130V73H127L128 76H125L126 74L123 75V76H124L123 78H124V80L126 81V83H128L129 80L131 79V77L129 78ZM132 74H133V73H132ZM132 74H130V75H132ZM198 74H199V73H198ZM248 74L252 75L251 73H249V71H248ZM248 74H247V75H248ZM258 74H259V73H258ZM1 75H0V76H1ZM76 75H75V76H76ZM88 75H90V74H88ZM93 75H95V76H93ZM107 75H108V76H107ZM148 75H149V74H148ZM150 75H151V74H150ZM242 75H244V74H242ZM255 75H256V73H255ZM23 76H22V77H23ZM50 76H52V75H50ZM77 76H76V77H77ZM144 76H147V75H144ZM195 76H196V74H195ZM252 76H253V75H252ZM4 77H5V76L1 77L0 82L2 81V78H4ZM7 77H8V76H7ZM9 77L12 78V76H10V75H9ZM28 77H29V76H28ZM28 77L26 78V81H27V82L29 81V79L31 80V78H30L31 75H30L29 78H28ZM80 77H82V76H80ZM89 77H90V76H89ZM106 77H107V78H106ZM119 77H120V76H119ZM125 77H127V78L125 79ZM142 77H143V75H141V78H142ZM180 77H182V76L180 75ZM180 77H179V79H180ZM186 77H187V76H186ZM253 77H254V76H253ZM10 78H8V80H6L5 83H3V85H4V84L6 85V88H8V85H9L11 82H13V83L15 84V81H12ZM24 78H25V77H24ZM123 78H122V81H123ZM141 78H140V80H141ZM220 78H221V77H220ZM6 79H7V78H6ZM33 79L36 81L35 78H32V80H33ZM40 79H41V78H40ZM40 79H39L38 81H41V82H42V80L45 79V78L43 77V79H41V80H40ZM49 79H50V78H49ZM51 79H50V80H51ZM74 79H75V78H74ZM78 79H79V78H77V80H78ZM80 79H81V78H80ZM84 79H85V80L83 81V83H85V84H86V83H90V82H92V81L90 80L91 78H88V79H87V78H84ZM86 79H87V80H86ZM128 79H129V80H128ZM132 79H133V78H132ZM142 79H143V78H142ZM170 79H171V78H169V81H170ZM177 79H178V78H177ZM177 79H176V81H177ZM187 79H188V78H187ZM189 79H191V78H189ZM9 80H10L11 82H9ZM21 80H22V79H21ZM32 80H31V81H32ZM77 80H76V81H77ZM88 80H90V81H89V82H86V81H88ZM100 80H101V82H100ZM102 80H104V81H102ZM105 80L108 81V82H106ZM112 80H113V81L111 82V84H113V87L110 86V89H111V88H114V85H116V84H114L116 81H114V79H112ZM3 81H4V80H3ZM3 81H2V82H3ZM35 81H34V82H35ZM38 81H36V82H37V83H40V82H38ZM48 81H49V80L47 79V82H46L47 85H51L50 83H48ZM54 81H55V80H54ZM72 81H73V80H72ZM127 81H128V82H127ZM130 81H131V80H130ZM172 81H173V80H172ZM181 81H182V80H181ZM181 81H179L178 83H180ZM183 81H184V79H183ZM183 81H182V83H183ZM185 81H186V80H185ZM220 81H222V80L220 79ZM2 82H1V84H2ZM27 82H26V83H27ZM32 82H33V81H32ZM36 82H35V83H36ZM138 82H139V81H138ZM216 82H217V81H216ZM16 83H17V81H16ZM28 83H29V82H28ZM30 83H31V82H30ZM30 83H29V84H30ZM44 83H45V82L43 81V84H44ZM83 83H81V84H83ZM95 83H96V82H95ZM123 83H124V81H123ZM131 83L134 84V81H132ZM172 83H174V81H173ZM189 83H190V82H189ZM218 83H219V82H218ZM7 84H8V85H7ZM19 84H20V83H19ZM19 84H17V85H19ZM41 84H42V83H41ZM53 84L55 85L56 83H53V82H52V85H53ZM67 84H68V82H67ZM93 84H94V83H93ZM108 84H109V83H108ZM108 84H106V85H108ZM118 84H119V81H118ZM129 84H130V83H129ZM176 84H177V83H176ZM220 84H222V83H220ZM5 85H4V86H5ZM47 85L45 84V86H47ZM58 85H59V84H58ZM58 85L56 86L57 88H56V87L51 88L52 90H51V89H48V91H51V95L48 94V93L45 94V93L43 92V94L46 95V97L43 96V98H42V96H41V99H42V100H44V101H48V102H49V107H50V102H52L51 100L53 99L52 97H54L53 102H55V96L58 95L57 98H60L59 95H60V93H61V91H62V89H61L62 87L59 89V91H57V90H58ZM68 85H69V84H68ZM126 85H127V84H126ZM135 85H136V84H135ZM174 85H175V84H174ZM174 85H173V86H174ZM186 85H187V84H186ZM213 85H214V84H213ZM216 85H217V84H216ZM28 86L30 87V85H26V86H24V84H22V85H20V88H19V86H18V89H22V87H23V89H24V87H28ZM40 86H41V85H40ZM83 86H84V85H83ZM92 86H93V85H92ZM96 86H97V85H96ZM96 86H93V87L95 88ZM118 86H120V85H116V88H117ZM214 86H215V85H214ZM9 87H10V85H9ZM48 87H49V86H48ZM50 87H52V86H50ZM75 87H77V86H75ZM75 87H74V86L72 87V85L70 84V85H69V88H70L69 93H71V90L74 89ZM81 87H82V86H81ZM81 87H80V89H83V88H84V91H85V87H82V88H81ZM88 87H89V86H88ZM97 87H98V86H97ZM100 87H101V86L98 87L100 91H101V90H104L105 88L107 89V87H105V86H104L103 88L101 87V89H100ZM139 87H140V86H139ZM139 87H138V88H139ZM182 87H183V85H182ZM185 87H186V86H185ZM188 87H189V86H188ZM220 87H221V85H220ZM10 88H11V87H10ZM10 88H9V89H10ZM40 88H42V86H41ZM91 88H92V87H91ZM94 88H92L93 90H92V89H90V90H91V91H94V90L96 89L97 91H99L97 88H95V89H94ZM108 88H109V87H108ZM116 88H115V89H116ZM136 88H137V87H136ZM178 88H179V90H181L180 87H178ZM178 88H177V89H178ZM186 88H187V87H186ZM190 88H192L191 85H190ZM18 89H16V90H18ZM23 89H22V90H23ZM130 89H131V88H130ZM134 89H135V88H134ZM140 89H141V88H140ZM140 89H139V90H140ZM175 89H176V85H175ZM184 89H185V88H184ZM217 89H219L218 86H217ZM0 90L3 91L2 87H1ZM53 90H54V91H53ZM60 90H61V91H60ZM67 90H68V89H67ZM67 90H66V91H67ZM77 90H79V89H77ZM77 90H76V92H77ZM86 90H87V87H86ZM96 90H95V93L98 94V92H97ZM107 90H108V89H107ZM107 90H106V91H107ZM117 90H119V88H118ZM117 90H116V92H117ZM4 91H5V90H4ZM4 91H3L2 93H4ZM13 91H15V89H14ZM80 91H81V93L83 92V90H80ZM91 91H90V92H91ZM100 91H99V92H100ZM126 91H127V90H126ZM126 91H125V92H126ZM130 91H131V90H130ZM169 91H170V89H169ZM183 91H184V90H182V91H178V92H183ZM217 91H218V90H217ZM17 92H18V91H17ZM32 92H34V91H32ZM54 92H55L56 94H54ZM58 92H59V93H58ZM62 92H63V93H61L60 96H62V94L65 95V94H64V93H65V90L62 91ZM67 92H68V91H67ZM76 92H75L76 96H75V95H72V98H75V97H76L77 101H79V100H80L79 98H81V97H82V98L84 97V98H83V101L86 100L85 98H87V97L89 98V91H88V95H87V93H86V91H85V92H84V95H83V93H82L83 96H80V97L77 95V94L79 93V91H78V93H76ZM102 92H103V95H102V97H103L104 94H105V91H102ZM102 92H100V93L102 94ZM173 92H175L174 87H173ZM186 92H187V90H186ZM30 93H31V92H30ZM30 93H29V95H30ZM95 93H94V94H95ZM113 93H114V90H112L111 94H113ZM129 93H130V92H129ZM164 93H165V92H164ZM164 93H163V94H164ZM188 93H189V91H188ZM32 94H33V93H32ZM41 94H42V93H41ZM43 94H42V95H43ZM107 94H109L110 96H112V95L110 94V92H107ZM117 94L120 95L121 93H120V92H117ZM122 94H123V93H122ZM122 94H121L120 96H122ZM132 94L134 95V93H132ZM167 94H168V92H167ZM169 94L171 95V91H170ZM176 94H177V90H176ZM178 94H179V93H178ZM180 94H181V93H180ZM183 94H184V93H182V95H183ZM27 95H28V94H27ZM35 95H37V94L35 93ZM47 95H49L50 97L47 96ZM53 95H54V96H53ZM66 95H67V94H66ZM80 95H81V94H80ZM86 95H87V97H86ZM95 95H96V94H95ZM95 95H92V96L90 95V96H91V97H93V96L95 97ZM98 95L101 96L100 94H98ZM105 95H106V94H105ZM164 95H165V94H164ZM173 95H174V94H173ZM182 95H181V96H182ZM187 95H188V94H187ZM189 95H192V92H191V94H189ZM37 96H38L39 99H37L36 101H39V102H40V97H39L40 95L38 94ZM70 96H71V95H70ZM73 96H74V97H73ZM161 96L163 97V95H161ZM175 96H176V95H174V97H175ZM10 97H12V98H10L11 100L9 99V97H8V99H9V101H10L9 105L11 106V108L14 109L13 104H11V103H14V102H15V103H14V106H15V104H17V105H16V109H17V110L15 109L16 111H14V115H16L15 113H17V112H18L17 115H18L19 113L22 112V115H23L24 118H25V117L28 116V115H26V113H30V114H29L30 117L28 116V118H29L30 120L27 118V119H28V120L26 119L27 121H26V120L22 121V122H26V123H24L25 125H21V124H23V123H21L20 125L18 124V125H17L18 127H17V126L15 125V123H16L17 121L20 122L21 120H23V116L20 117V120H17V121H16L15 118H18V117L21 116V115L19 114L18 117H15V118L13 119V118H11V115H10V114L13 113V112L11 113V111H9L10 113H7V112H6V115L3 114V115L6 116L5 118H4V116L1 115V113H0V119L4 118L3 120H5V121L2 122V123H5V122H6L7 117H8L9 119H12L13 121L15 120V121H16V122L14 123V125H15V130L18 129L20 126H23V128H24V126H25V128H24V130H23L22 127H21V128H19V130H16L14 133L17 134V133L20 131V129H21V130H23V132H22L23 135H24V132L27 134V132H29V126H31L32 123H33L32 120H36V121H34V126H35V125L37 126V124H36L37 119H39V120H38V122H39V121L41 120V118H42V115L40 116V115L37 114L40 118L37 116V118L35 119V117H36V113H39V112H36L35 114H33L34 112H33L32 110H28V111L25 112V114H24L23 111H24V110H27V108L25 109L24 107H22V106H23V105H22L23 103L19 102V104H21L20 106H21L22 108H24V110L21 109L20 106L18 105V102H16V101L14 100L13 97H15L16 100L18 99L16 96L11 95ZM27 97H28V96H27ZM27 97H26L25 99H27L28 102L30 101V103H32V102H31V99H30L31 95L29 96V99H28ZM62 97H63V96H62ZM68 97H69V96H68ZM68 97H66L67 100L71 99V97H70V98H68ZM94 97H93V98H94ZM116 97H117V95H116ZM132 97L134 98V96L131 95V97L128 98V100L131 99ZM167 97H168V96H167ZM172 97H173V96H172ZM174 97H173V99H174ZM31 98H34V96L31 97ZM46 98H48V100H47ZM50 98H51V99H50ZM57 98H56V99H57ZM82 98H81V99H82ZM93 98H92V101H90L91 103L93 102ZM96 98H97V95H96L95 99H96ZM133 98H132L131 100H129L128 105H129L130 102H131L130 104H132V100H133ZM135 98H136V96H135ZM153 98H154V97H153ZM158 98H161V97H158ZM170 98H171V97H170ZM184 98H185V94H184ZM4 99H6V98H4ZM8 99H7V100H8ZM12 99L14 100L13 102H12ZM45 99H46V100H45ZM49 99H50V101H49ZM60 99H61V98H60ZM98 99L100 100L101 98L98 97ZM98 99H97V100H98ZM103 99H105V97H104ZM103 99H102V100H103ZM120 99H121V98H120ZM120 99H119V100H120ZM165 99L167 100V98H165ZM179 99H181L180 96H179ZM7 100H6V101H7ZM19 100H20V99H19ZM42 100H41V102H40L41 104L43 103ZM65 100H66V99H65ZM67 100L65 101V102H66L65 104H66V107H69L68 104L70 103V101H69V103H68ZM88 100H89V99H87V102H86V101H85V102L88 103ZM90 100H91V98H90ZM99 100H98V101H99ZM102 100H101V101H102ZM119 100H118V101H119ZM122 100H123V99H122ZM122 100H121V101H122ZM124 100L128 101V100L125 99V98H124ZM124 100H123V101H124ZM150 100H152V99L150 98ZM153 100H154V99H153ZM155 100H156L155 102L158 104V103H159V99H158V101H157V99H155ZM166 100L163 99V102L166 101ZM3 101L6 102L5 100H3ZM32 101H33V99H32ZM36 101H35L36 104H35L34 102H33V104L40 106V105H39V102H38V104H37ZM57 101H58V100H57ZM57 101H56V102H57ZM71 101H72V100H71ZM73 101H74V102H73L72 104L70 103L71 106H70L69 108H67V109L69 110V112H71V114H74V113H73V112H74V108H75L74 106L77 104V105H76V108H77L78 105L81 103L82 100L79 101V104L77 103L76 100L73 99ZM103 101H104V100H103ZM118 101H117V102H118ZM126 101H125V102H126ZM143 101H146V100L144 99ZM168 101L171 102V101H172V98H171V100L168 99ZM175 101H176V100H175ZM48 102H47V104L44 103L45 109L49 108L48 106L46 107V105H48ZM53 102H52V103H53ZM56 102H55L54 106L52 107V110H53L55 107H58V106H59V105H57L58 103H56ZM75 102H76V103H75ZM85 102H82V103H85ZM90 102H89L88 104H90ZM99 102H100V101H99ZM111 102H112V101H111ZM125 102H124L123 105H126V104H127V103H125ZM160 102H162V99L160 100ZM7 103H8V101H7ZM7 103L4 104V105L7 106ZM25 103H27V102H25ZM67 103H68V104H67ZM74 103H75V104H74ZM82 103H81V104H82ZM94 103H95V101H94ZM103 103H105V102H103ZM103 103H102V105H100L101 103L99 104L100 107H102V106L104 107V104H103ZM120 103H121V102H120ZM120 103H119V104H120ZM156 103H155V104H156ZM166 103H167V101H166ZM27 104H28V106L30 107L31 104H29V103H27ZM59 104H60V103H59ZM65 104L62 103V104H60V105H62V106H61V107L59 106V108H63V111H62L63 113H64L65 110H66V108H65V106H64ZM92 104H93V103H92ZM95 104H96V103H95ZM95 104H94V105H95ZM105 104H106V103H105ZM133 104H135V102H133ZM152 104H153V103H152ZM152 104H151V102H150V106H151ZM159 104H160V103H159ZM163 104H164V103H161V106H162ZM168 104H169V103H168ZM168 104H167V106H168ZM56 105H57V106H56ZM96 105H97V104H96ZM96 105H95V106H96ZM107 105H110L109 102L107 103ZM107 105H106V106H107ZM169 105H170V104H169ZM2 106H3V105H2ZM6 106H3V107H5V109H6V108H8V106H7V107H6ZM17 106H19V109H21V110L18 111V107H17ZM31 106H32V105H31ZM83 106H84V104H83ZM83 106H81L80 108H79V107L77 108V110L80 109V111L78 110L79 112L76 111L78 114L82 111V109H84V108H82ZM89 106H91V105H87V104H86V105H85V108H86V107L88 108ZM106 106H105L104 108L102 107V108H101V111H103V109H105ZM118 106H119V105H118ZM129 106H130V108H129L127 105H126L125 107H126V108H129V109H130V112H132V115H134V116H132V117H135L136 113L134 112V110H133V111L131 110L132 105H129ZM134 106H135V105H134ZM134 106H133V107H134ZM145 106L147 107L148 105H145ZM163 106H164V105H163ZM165 106H166V105H165ZM167 106H166V107H167ZM41 107H42V106H41ZM71 107H73V111H72V109H70ZM97 107H98L97 109L100 110V107H99V106H97ZM120 107H122V106H120ZM123 107H124V106H123ZM146 107H145V110H146ZM152 107H153V106H152ZM36 108H37V107H36ZM36 108H35V109H36ZM39 108H40V107H38V109H39ZM59 108H56V109L58 110ZM76 108H75V109H76ZM126 108H124V109H126ZM139 108H140V107H139ZM149 108H150V107H148V109H149ZM35 109H34V111H36ZM38 109H37V110H38ZM41 109H43V111L45 110L44 107H42ZM88 109H89V108H88ZM88 109H85L86 111L83 110V111L80 113L81 115L79 114L80 116H86V117H84V119H82V120H80V121H82V122H83V120H84V122L86 121L85 118H87V115H86V114H88V113H86V112L88 111ZM91 109H93V108L91 107ZM119 109H120V108H119ZM129 109H128V110L126 109V110L129 111ZM132 109H133V108H132ZM148 109H147V110H148ZM150 109H151V108H150ZM150 109H149V110H150ZM152 109H153V108H152ZM154 109H155V108H154ZM168 109H169V108H168ZM7 110H8V109H7ZM9 110H11V109H9ZM22 110H23V111H22ZM68 110H67L66 112H67V114L69 115L70 113L68 112ZM105 110H106V109H105ZM126 110H125V111H126ZM135 110H136V108H135ZM147 110L144 111V112H146V113L148 114ZM158 110H159V109H158ZM160 110H161V109H160ZM166 110H167V109H166ZM45 111L47 112V110H45ZM101 111H100V112H101ZM122 111H123V110H122ZM125 111H124V112H125ZM139 111H143V110H139ZM139 111H138V112H139ZM152 111H153V113H154V110H152ZM156 111H157V109H156ZM161 111H162V110H161ZM169 111H170V109H169ZM0 112H1V110H0ZM2 112H3V111H2ZM4 112H5V110H4ZM31 112H33V113H31ZM53 112H54V111H53ZM56 112H57V111H55V113H56ZM66 112H65V114H66ZM84 112H85L86 114H85ZM104 112H105V111H104ZM133 112H134L135 114H133ZM138 112H137V114H138ZM144 112H142V113H140V114H143ZM158 112H159V111H158ZM158 112H155V114H157ZM167 112H168V111H167ZM167 112H166V113H167ZM170 112H171V111H170ZM82 113H83V114H82ZM98 113H99V112H98ZM128 113H129V112H127V114H128ZM153 113H152L151 116L155 115V114H153ZM7 114H9V116H8ZM31 114H33L35 117H33ZM102 114H103V113H102ZM106 114H107V113H106ZM106 114H105V116H106ZM129 114L131 115V113H129ZM149 114H150V113H149ZM149 114H148V115H149ZM12 115H13V114H12ZM17 115H16V116H17ZM25 115H26V116H25ZM88 115H89V114H88ZM95 115H98V114L95 113ZM99 115H100V114H99ZM107 115H108V114H107ZM122 115L124 116L125 114H122ZM138 115H139V114H138ZM148 115H146L148 118L145 120L146 122H148V124H149V122L151 123V121H154L153 123H155V122H156L155 120H160V118H159V119H155V116H154V120H153V119H150V121H149V120H148L149 117H150V118H153V117H151L150 115L148 116ZM157 115H158V114H157ZM31 116H32L33 118H32ZM74 116H75V115H74ZM76 116H77V114H76ZM90 116H92V115H90ZM90 116H88V117H90ZM103 116H104V115H102V117H103ZM105 116H104V117H105ZM141 116H142V115L138 116L139 118L135 117V119H133V122L135 123L136 118H137V119H141V120L143 119V120H144L145 118H143V117H141ZM146 116H145V114H144V117H146ZM58 117H59V116H58ZM60 117H63L64 119H66L64 116H60ZM60 117H59V118H60ZM99 117L101 118V115H100ZM130 117H131V116H130ZM21 118H22V119H21ZM69 118H70V115H69ZM90 118H91V117H90ZM95 118H96L95 116H94V120H93V117H92V119L87 118V119L90 120V122L92 121V123H90L92 129L89 128L88 124H86V125L88 126V128L90 129V130H89V129L87 130V128L85 127V129L88 131V132L86 131L87 133H90L89 131H91V130L93 131V129H94L95 126L97 127V124H93V121H94V123H95V121H96ZM97 118H98V116H97ZM97 118H96V119H97ZM100 118H99V119H100ZM125 118H126V117H125ZM156 118H158V117L156 116ZM31 119H32V120H31ZM54 119H57V118H54ZM64 119H62V121H60V122H62V124H61L60 122H58V123H60V124H58V125L66 126V129H64L65 127L63 128V127H61V126H60V127L58 126L57 128H60V129H57V131H59V130H60V131H61V130H66V131H67V130H69V129H71V128L73 127V126L70 125L71 122H70V124L68 123V125H67V122H68V121L65 120V121H66V123H65V121H63ZM71 119H72V117H71ZM71 119H70V120H71ZM101 119H102V118H101ZM104 119H105V118H104ZM104 119H103V121H104ZM126 119H127V118H126ZM129 119H130V118H128L127 121H128ZM3 120H1V121H3ZM12 120H10V122H11ZM47 120H48V119H47ZM57 120H58V119H57ZM73 120H75L74 117H73ZM89 120L87 121L88 123H89ZM107 120H110V118H109V119L107 118ZM134 120H135V121H134ZM143 120H142V121H143ZM1 121H0V122H1ZM8 121H9V120H8ZM105 121H106V120H105ZM19 122H18V123H19ZM28 122L31 123V124H29ZM50 122L53 123L54 120L52 119V121H49V123H50ZM55 122H56V121H55ZM55 122H54V123H55ZM63 122L65 123V125H64ZM73 122H74V121H73ZM73 122H72V124H73ZM75 122H76V120H75ZM82 122H79V123L76 122V123H74V124H73L74 127L72 128V130H73V131H74V130H77V132H81V133L84 132V131H81L83 128H80V127H79L80 124H81ZM97 122H99V120H98ZM100 122H102V120H101ZM100 122H99V123H100ZM130 122H132V118H131V121H130ZM133 122H132V123H133ZM146 122H145V123H146ZM102 123H103V122H102ZM127 123H128V122H127ZM140 123H141V122H140ZM145 123H144V121H143V124H145ZM7 124H9V123L7 122L6 125H5V127L7 126ZM16 124H17V123H16ZM27 124H28L29 126H26ZM43 124H45V122H44ZM43 124H42V127H45V126H43ZM75 124H76L77 126H76ZM143 124H142L141 126H143ZM158 124H159V122L157 123V125H158ZM38 125H39V124H38ZM69 125H70L71 127L68 129L67 127H68ZM78 125H79V126H78ZM82 125H84V124H82ZM92 125H95V126L93 127ZM98 125H99V124H98ZM100 125H101V124H100ZM134 125H136V124H134ZM134 125H133V127H134ZM146 125H147V124H146ZM150 125H151V124H150ZM47 126H48V122H47ZM47 126H46V127H47ZM155 126H156V124H155ZM1 127H2V126H1ZM3 127H4V125H3ZM10 127H11V126H10ZM13 127H14V126H13ZM40 127H41V126H40ZM78 127H79L80 130L78 129ZM131 127H132V124H131V126L129 127V132H131V131H130V128H131ZM133 127H132V129L134 130L135 128H133ZM146 127H147V126H146ZM152 127H154V126H153V125L150 126V128H152ZM7 128H9V127H7ZM27 128H28V130H27ZM52 128H53V127H52ZM52 128L50 127V129H49L50 132H52V130H53ZM97 128L100 129L99 126H98ZM43 129H44V128H43ZM95 129H96V128H95ZM132 129H131V130H132ZM143 129H144V128H143ZM145 129H146V128H145ZM148 129H149V128H148ZM148 129H146V130L148 131ZM152 129H153V128H152ZM3 130H4V129H3ZM8 130H9V129H8ZM10 130H11V129H10ZM10 130H9V133L11 132ZM26 130H27V131H26ZM32 130H33V129H32ZM40 130H41V129H39V131H40ZM44 130H46V129H44ZM49 130H48V131H49ZM72 130H71V131H72ZM78 130H79V131H78ZM96 130H97V129H96ZM96 130H95V131H96ZM0 131H1V130H0ZM6 131H7V130H6ZM48 131L45 132L44 135L42 134V136H45L46 134H48V133H49ZM92 131H91V133H92V135H93V137H94L93 132H95V131H93V132H92ZM124 131H127V132H128V129H126V130L124 129ZM124 131H123V133H126V132H124ZM1 132H2V131H1ZM4 132H5V131H4ZM12 132H13V130H12ZM16 132H17V133H16ZM31 132L33 133V131L30 130V134H31ZM42 132H43V130H42ZM86 132H85V133H86ZM129 132L126 133V134H129ZM148 132H149V131H148ZM154 132H155V131H154ZM5 133H6V132H5ZM5 133H4V134H5ZM39 133H40V132H39ZM56 133H57V132H56ZM87 133H86V134H87ZM123 133H122V134H123ZM0 134H1V133H0ZM12 134H13V133H12ZM18 134H19V135H18V137H19V136H20V133H18ZM26 134H25V135H26ZM49 134L52 135V134H54V132L49 133ZM49 134H48V135H49ZM82 134H83V133H82ZM130 134H131V133H130ZM140 134H142V133H140ZM140 134H138V135L140 136V138H139L138 135H134V136H136V138H135L134 136H132V137H134V139H133L132 137H131V139H133V141H134V140L136 141V139H137V140H138V139L140 140L141 138H143L144 141H145V143H147V144L144 143V145H148V147H150V146H149L150 141L148 142V141L146 140L147 137H144V136H143L145 133H143V135H142L143 137H141ZM150 134H151V130H150ZM150 134L147 133V136L150 135ZM23 135H22V139H23ZM25 135H24V136H25ZM27 135H28V134H27ZM32 135H33V134H31V136H32ZM54 135H55V134H54ZM57 135H58V134H57ZM145 135H146V134H145ZM2 136H3V135H2ZM6 136H7V135H6ZM31 136L29 135V137H31ZM58 136H59V135H58ZM84 136H85V135H84ZM84 136L82 137V136L79 134L78 137H80V139H81V141H82V138H83V140H84V138L87 137V135H86L85 137H84ZM127 136H128V135H127ZM157 136H158V134H157ZM3 137H4L3 139H6L5 136H3ZM27 137H28V136H27ZM36 137H37V136H36ZM66 137H67V136H66ZM73 137H75V136H73ZM81 137H82V138H81ZM88 137H89V136H88ZM88 137L86 138V141L89 140ZM91 137H92V136H91ZM91 137H90V139H92ZM0 138H1V137H0ZM40 138H42V137H40ZM63 138H64V137H62L61 139L59 138V139L62 140ZM70 138H71V137H70ZM76 138H77V137H76ZM129 138H130V137H129ZM8 139H9V138H8ZM11 139L13 140L14 138H11ZM19 139H21V138H19ZM26 139H27V138H26ZM33 139H34V138H33ZM71 139H72V138H71ZM73 139H74V138H73ZM73 139H72V141H73ZM131 139H130V140H131ZM15 140H18V139L15 138ZM34 140L36 141L37 139L35 138ZM34 140H33V141H34ZM67 140H68V139H67ZM69 140H70V139H69ZM157 140H158V139H157ZM3 141H5V140H3ZM9 141H10V140H9ZM9 141H8V142H9ZM38 141H39V140H38ZM54 141H55V140H54ZM72 141H71V142H72ZM74 141H76V139H74ZM128 141H129V140H128ZM144 141H143V142H144ZM153 141H154V140H153ZM155 141H156V140H155ZM8 142H7L6 145H8ZM10 142H11V141H10ZM27 142H28V141H27ZM29 142H31V141H29ZM66 142H67V141H66ZM68 142H69V144L71 143L70 141H68ZM136 142H137V141H136ZM34 143H35V142L32 143V146L30 145V147H32V148H30V150H31V149L34 150L33 147H35L36 149H37V148H40V146H41V149H42V145H41L40 143H39V144H40V146H39V144H37L38 142L36 141L35 144H36L37 147L34 145ZM58 143H60V141H59ZM62 143H63V142H61V144H62ZM74 143H75V142H74ZM74 143H72V144H74ZM128 143H129V142H128ZM157 143L159 144V142H157ZM10 144H11V143H9V145H10ZM22 144H23V143H22ZM24 144H25V142H24ZM56 144H57V143H56ZM64 144H65V143H63V146H64ZM72 144H71V145H72ZM77 144H78V143H77ZM104 144H105V143H104ZM6 145H5V146H6ZM43 145H45V144H43ZM102 145H103V144H102ZM25 146H27V143H26ZM50 146H51V145H50ZM74 146H75V145H73V147H74ZM86 146H87V145H86ZM51 147H52V146H51ZM53 147H54V146H53ZM61 147H62V146H61ZM75 147H76V146H75ZM77 147L80 148L79 145H77ZM99 147H100V146H99ZM106 147H107V146H106ZM109 147H110V144H109ZM143 147H144V146H143ZM21 148H23V149L26 148L27 151H26V149L23 150V149H21ZM21 148H19L21 154H18V153H19V150L16 151V149H15L16 152L14 151L15 154H16V153L18 154V159L21 157L22 153L24 154V156H22V159L25 157V155H29V154H30V155L28 156V159H30L31 157H32V159H34V158H33L34 156H32V155H34L35 153H37L36 150L33 151L34 154H32L33 152H31V153L28 154V153H27V152H28V149H29L28 146L25 147V148H24V147H21ZM43 148H44V147H43ZM57 148H59V147H57ZM57 148H55V149H57ZM65 148H66V147H65ZM69 148H70V146L68 145V146H67V149H69ZM86 148H87V147H85L84 149H86ZM145 148L147 149L146 146H145ZM7 149H8V148H7ZM41 149H39V150H41ZM45 149H46V151H48L47 148H45ZM45 149H44V150H45ZM70 149H72V148H70ZM73 149H74V148H73ZM73 149H72V150H73ZM80 149H82V148H80ZM148 149H149V148H148ZM151 149H152V146H151ZM3 150H4V149H3ZM30 150H29V151H30ZM52 150H53V149H52ZM98 150H99V149H98ZM100 150L103 151V152H105L107 149H106L105 147H103V148H101ZM153 150H154V151H153L152 153H155L156 150H155L154 148H153ZM22 151H23V152H22ZM25 151H26V152H25ZM54 151H55V153H57V154L59 153V151H56V150H54ZM54 151H53V155H54ZM62 151H64V150H62ZM66 151H67V153H68V151L70 152V150H66ZM79 151H80V150H79ZM1 152H2V151H1ZM14 152H13V156H14V158L12 157V155H10L12 158H11V157L9 158L10 160L13 159V160H11V162L13 161L12 165H13L15 162H17V161L20 162V163H22L21 161H23V160H22V159H21V160H20V159L18 160L17 157H16L17 154H16V156H15ZM49 152H51V151L49 150ZM83 152H84V151H83ZM103 152H101V153H103ZM143 152H144V151H143ZM11 153H12V151H10V154H11ZM26 153H27V154H26ZM47 153H48V152H47ZM47 153H45L44 155H46ZM60 153H61V151H60ZM60 153H59V154H60ZM79 153H80V152H79ZM99 153H100V152H99ZM6 154H7V153H5L4 155H5V157L7 158V155H6ZM31 154H32V155H31ZM42 154H43V153H42ZM57 154H55L54 156L56 157ZM68 154H69V153H68ZM68 154H67V155H66V154H63V155L68 156ZM80 154H81V153H80ZM141 154H142V153H141ZM149 154H151V153H149ZM149 154H148V155H149ZM155 154H156V153H155ZM0 155H1V154H0ZM51 155H52V154H51ZM82 155H83V153H82ZM82 155H81V157L83 158ZM97 155H98V156L95 155L97 158H98V157L102 158V157L100 156V154H97ZM146 155H147V154L145 153L144 158L148 156V155H147V156H146ZM153 155H154V154H153ZM153 155L151 154L150 157L145 158V160H146V159H148V160L150 159L149 161H151V159H152L151 157H153ZM8 156H9V152H8ZM19 156H20V157H19ZM58 156H59V155H58ZM60 156H61V155H60ZM60 156H59V157H60ZM95 156H94V157H95ZM133 156H134V155H133ZM15 157H16V158H15ZM36 157H37V156H36ZM44 157H45V156H44ZM55 157H54V158H55ZM63 157H64V156H61V158H63ZM106 157H107V156H106ZM3 158H4V156H3ZM38 158H39V157H38ZM84 158H85V156H84ZM86 158L88 159V157H86ZM86 158H85V159H86ZM144 158H143V159H144ZM0 159H2V158H0ZM16 159H17V161H16ZM24 159H26V157H25ZM28 159H27V160H28ZM85 159H83V160H85ZM91 159H92V158H90V160H91ZM95 159H96V158H95ZM134 159H135L136 161H135L134 163H131V164L135 165L134 167H136V165H137L136 162H137V163H138V162L140 163V160H137V159H140V158H134ZM4 160H5V158H4ZM7 160H8V159H7ZM7 160H5V161L7 162ZM14 160H15V161H14ZM34 160H36V159H34ZM34 160H33V161H34ZM60 160H62V159H60ZM88 160H89V159H88ZM145 160H144V161H145ZM148 160H146V162H148ZM5 161L2 160L1 163H2V162L4 163ZM24 161H25V160H24ZM31 161H32V160H31ZM79 161H80V159H79ZM85 161H86V162H84V164L87 163V160H85ZM98 161H101V159L98 160ZM122 161H123V160H122ZM122 161H120V162H122ZM8 162H9V161H8ZM18 162H17V165L20 164V163L18 164ZM28 162H29V161H28ZM28 162H26V163H28ZM57 162H59V161H57ZM129 162H130V161H129ZM141 162L144 163L143 160H142ZM1 163H0V168H1V170H3L4 168H2V167H4V166L1 167V165H2ZM97 163H99V162H97ZM142 163H141V164H142ZM63 164H64V163H63ZM79 164H82L81 166H83V163H81V162L79 163V162H78V163L75 165V167H77ZM87 164H91V161H90V163H87ZM117 164H118V163H117ZM119 164H120V163H119ZM119 164H118V165H119ZM129 164H130V163H129ZM131 164H130V165H131ZM141 164H140V165H141ZM146 164H147V163H146ZM148 164L151 165V163H149V162H148ZM3 165H5V163H4ZM34 165H35V164H34ZM34 165H33V167H34ZM118 165H117V166H118ZM124 165H125V164H123V166H124ZM140 165H138V166H140ZM150 165H149V169H150ZM152 165H153V163H152ZM84 166H86V165H84ZM89 166H90V165H89ZM123 166H122V167H123ZM142 166H143V164H142ZM10 167H11V166H10ZM10 167H5V168L10 169ZM24 167H25V165H24ZM63 167H64V166H63ZM63 167H62V168H63ZM69 167H70V166H69ZM87 167H88V165H87ZM120 167H121V166L119 165L118 168H120ZM131 167L133 168V166L131 165L129 169H132ZM35 168H37L36 165H35ZM66 168H68V167H66ZM71 168H72V167H71ZM71 168H70L69 170H67V171H71ZM143 168H144V169H145V168L147 169L146 166L143 167ZM143 168H142V170H144ZM8 169H7V170H8ZM11 169H12V168H11ZM11 169H10V170H11ZM32 169H34V168H32ZM32 169H31V171H34V172H35V171H36V172L38 171L37 169H36V170H32ZM78 169H80V168H78ZM84 169H85V168H84ZM86 169H90V168L88 167V168H86ZM129 169H128V171H129ZM146 169H145V172L148 171V170L146 171ZM1 170H0V171H1ZM10 170H8V171H10ZM72 170H74V169L72 168ZM28 171H29V172H28V174H29L31 171H30V170H28ZM61 171H63V170L61 169ZM65 171H66V169H65ZM150 171L153 172L154 170L152 169V170H150ZM5 172H6V171H5ZM5 172H4V174H5ZM63 172H64V171H63ZM148 172H149V171H148ZM1 173H2V172H0V175H1ZM7 173H8V172H7ZM59 173H61V172H59ZM117 173H118V172L115 171V173H114L113 175H115V174H117ZM153 173H154V172H153ZM153 173H152V174H153ZM155 173H156V172H155ZM34 174H35V173H33V175H34ZM36 174H37V173H36ZM64 174H65V172H64ZM64 174H62V175H64ZM73 174H74V173H73ZM148 174H150V175L152 176L151 172L147 173V176H149ZM6 175H7V174H6ZM6 175H5V177H6ZM33 175L30 174V176H32V178H33ZM89 175H92V174L90 173ZM97 175L99 176V173H97ZM153 175H154V177H157L156 175H159V174H158V172H157L156 175H155V174H153ZM2 176H3V175H2ZM2 176H1V177H2ZM60 176H61V175H60ZM72 176H73V175L71 174V177H72ZM95 176H96V174L94 175L95 180H93V179H94V178H93V179H92V180H93L92 182L97 181ZM151 176H149V177L151 178ZM24 177H26V176H24ZM34 177H35V176H34ZM41 177H42V176H40V178H41ZM91 177H92V176H91ZM26 178H27V177H26ZM26 178H23L24 180H22V181H23V182L26 181V180H25ZM28 178H29V176H28ZM30 178H31V177H30ZM30 178L27 179V182H29V181L32 182L33 180H35V178H34V179H31V180H30ZM40 178H38L37 181L42 182ZM67 178H68V177H67ZM150 178H149V179H150ZM157 178H158V177H157ZM157 178H156V179H157ZM21 179H22V178H21ZM57 179H59V177H58ZM60 179H63V178H60ZM65 179H66V178H65ZM65 179H64V180H65ZM70 179H71V178H70ZM70 179H69V180H70ZM97 179H99V177H98ZM144 179H145V178H144ZM144 179H143V180H144ZM147 179H148V178H146V180H145L146 183H145V181H141V182H142V187H143V188L146 187V186L144 187L143 184H148V185H147L148 188H149L150 185H151V186H152V185L154 186V184H151L152 181H153V183H157V185L159 186V184H158V182H157V181H159L158 179H157L156 182H154V180H152V181L150 180L151 182H149V179H148V182H149V183H147ZM151 179H152V178H151ZM153 179H155V178H153ZM89 180H90V179H89ZM62 181H63V180H62ZM66 181H67V180H65V181H63V182H66ZM30 182H29V186H30ZM34 182H36V181H34ZM63 182H62V183L59 182L60 185H61V184L66 185V183H63ZM92 182L90 181V182H87V183L92 184ZM128 182H129V181H128ZM128 182H127V186H128V184H129ZM137 182H138V181H137ZM137 182L135 181V182L132 183V184H136ZM141 182L139 181V183H141ZM56 183H57V181H56ZM94 183H95V182H94ZM94 183H93V184H94ZM130 183H131V182H130ZM31 184H32V183H31ZM36 184H37V183H36ZM40 184H41V183H40ZM46 184H47V183H46ZM54 184H55V183H52V186H53ZM101 184H103V183H101ZM104 184H105V181H104ZM104 184H103V185H104ZM132 184H131V185L129 184V185H130V186L132 187V189H133ZM18 185H19V184H18ZM26 185H27V184H26ZM38 185H39V184H38ZM38 185H34V186L36 187V186H38ZM96 185H97V184H96ZM103 185H102V186H103ZM138 185H139V184H137V189H138ZM155 185H156V184H155ZM157 185H156V186H157ZM20 186H21V185H20ZM41 186H42V184H41ZM47 186H49V185H47ZM52 186H51V187H52ZM56 186H57V185H56ZM56 186H55V187H56ZM140 186H141V184H140ZM151 186H150V187H151ZM153 186H152V187H153ZM22 187H24V185H22ZM32 187H33V185H32ZM38 187H39V186H38ZM53 187H54V186H53ZM53 187H52V188H53ZM61 187H62V185H61ZM95 187H96V186H95ZM95 187H94V188H95ZM134 187H136V186H134ZM142 187H141V188H142ZM154 187H155V186H154ZM27 188H28V187L25 188L26 190H25L24 192H26V191L28 190ZM36 188H37V187H36ZM46 188H48V187H46ZM46 188H45V192H46ZM57 188H58V190H57ZM57 188H53L52 191L50 190V188H48L47 190H50L51 193H50L49 191H47V193L53 194L52 192H53V190H54V192H55V189H56L57 191L61 192V188H59V186H57ZM127 188H128V187H127ZM148 188H147V189H148ZM155 188H156V187H155ZM155 188H149V189H151V192H152V191L155 190ZM157 188H158V187H157ZM32 189H33V188H32ZM64 189H69V187H67V188L65 187ZM92 189H93V188H92ZM129 189H130V187H129ZM129 189H128V190H129ZM132 189H130V191H131ZM135 189H136V188H135ZM135 189H134V191H136ZM149 189H148L147 192L150 191ZM152 189H153V190H152ZM62 190H63V187H62ZM113 190H114V189H113ZM141 190H142V189H141ZM141 190H139V191H141ZM145 190H146V189H145ZM157 190H158L157 193L159 194V188H158ZM29 191H30V193H31L32 190H29ZM33 191H34V189H33ZM63 191H65V190H63ZM134 191H133V192H134ZM142 191H143V190H142ZM22 192H23V191H22ZM40 192H41V191H40ZM131 192H132V191H131ZM136 192H137V191H136ZM151 192H149V195H148V196H154L153 193H151ZM154 192H155V191H154ZM27 193H28V191H27ZM32 193H33V192H32ZM34 193H35V191H34ZM41 193H43L42 195H44V194H45V193H44V190H43ZM150 193H151V194H150ZM50 194H49V195H50ZM56 194H57V193H56ZM133 194H134V193H133ZM136 194H137V193H135L134 196H135ZM141 194H143V192L140 193V195H141ZM144 194H145V193H144ZM155 194H156V193H155ZM158 194H156V196L159 197ZM30 195H31V194H30ZM36 195H37V194H36ZM40 195H41V194H40ZM42 195H41V196H42ZM129 195H130V194H129ZM129 195H128V196H129ZM137 195H139V194H137ZM145 195H147V194H145ZM34 196H35V195H34ZM34 196H33V199H36V198H34ZM44 196H46V195H44ZM60 196H61V195H60ZM60 196H58V197H60ZM62 196H63V195H62ZM130 196H133V195L131 194ZM134 196H133V197H134ZM148 196H147V197L145 196L144 198H146V199L148 200ZM26 197H27V195H26L24 198H26ZM36 197H37V196H36ZM42 197H43V196H42ZM90 197H91V196H90ZM133 197H131V199H132ZM136 197H137V196H136ZM136 197H135V198H136ZM141 197H143V196L141 195ZM24 198H23L22 200H24ZM38 198H40V197L38 196ZM60 198H61V197H60ZM135 198H133V199H135ZM139 198H140V197L138 196L137 201H138ZM151 198H152V197H151ZM151 198L149 197L150 201H151ZM20 199H21V198H20ZM20 199H19V200H20ZM29 199L31 200V197H30ZM29 199H28V197H27L26 200H29ZM40 199H41V198H40ZM46 199H47V197H46ZM46 199H45V201H46ZM52 199H53V198H52ZM55 199H56V198H55ZM88 199H89V198H88ZM104 199H106V198H104ZM127 199H129V197L127 198V196H126V198H124V200H122V201H125V200H127ZM133 199H132V200H133ZM146 199H145V201H146ZM152 199H153V198H152ZM155 199L159 201V198H155V197H154V200H155ZM22 200H21V201H22ZM26 200H24V201L27 203ZM37 200H38V199H37ZM50 200H51V199H50ZM56 200H57V199H56ZM59 200H60V199H59ZM70 200H71V199H70ZM70 200H69V201H70ZM135 200H136V199H135ZM135 200H134V201H135ZM154 200H153V201H154ZM24 201H23V204H24ZM41 201H42V200H41ZM47 201H48V199H47ZM65 201L68 202L67 200H65ZM78 201H79V200H78ZM78 201H77V202H78ZM91 201H92V200H91ZM106 201H107V200H105L104 202H106ZM127 201H128V200H127ZM127 201H126V202H127ZM137 201H136V202H137ZM145 201H144V202H145ZM158 201H157V202H158ZM28 202H29V201H28ZM31 202H32V201H31ZM42 202H44V200H43ZM56 202H57V201H56ZM73 202H74V201H73ZM79 202H80V201H79ZM79 202H78V203H79ZM83 202H84V201H83ZM85 202H86V201H85ZM85 202H84V205H85ZM128 202L130 203V199H129ZM132 202H133V201H132ZM136 202H135V203H136ZM139 202H140V201H139ZM147 202H148V201H147ZM154 202H156V201H154ZM20 203H21V202H19V204H20ZM44 203H45V202H44ZM44 203H43V204H44ZM68 203H69V202H68ZM90 203H91V202H90ZM100 203H101V201H100ZM100 203H98V204H99V205H102L103 201H102L101 204H100ZM121 203H122V202H121ZM142 203H143V202H141L139 205H141ZM145 203H146V202H145ZM21 204H22V203H21ZM21 204H20L19 206H21ZM30 204H31V203H29V205H30ZM34 204H36V202H35ZM40 204H41V202H40ZM56 204H57V203H56ZM65 204H66V203H65ZM73 204H74V203H73ZM75 204H76V203H75ZM79 204H81V203H79ZM86 204H89V203H88V200H87V203H86ZM103 204H105V203H103ZM130 204H131V203H130ZM133 204H134V203H133ZM150 204H151V202H150ZM156 204H157V203H155V205H156ZM158 204H159V203H158ZM158 204H157V206H159ZM29 205H27V207H28ZM51 205H52V204H51ZM51 205H50V207H51L50 212H51V211L54 212L55 210H52V206L54 205V208H55V202H54V204H53L52 206H51ZM67 205H68V204H67ZM89 205H90V204H89ZM99 205H97V206L99 207ZM134 205H135L136 207L138 206V204H137V205L134 204ZM148 205H149V204H148ZM152 205H153V204H152ZM19 206H18V204H17V205L15 206V207H17V208H15L14 210L16 211V210H18L19 208H20V209L22 208V206H21V207H19ZM41 206H42V205H41ZM41 206L38 205V206H37L38 208H37L34 212H32V215H33V213H38V211H39V213H44V214H45V216L43 215L41 218H44V217L47 218L48 215H49V213H50L49 211H48V212H49V213H48L47 210H49L50 207L48 206V207H46L47 210H44V209H46V208H45V207H42V208H43V209H42ZM65 206H66V205H65ZM80 206H83V204H81ZM85 206H86V205H85ZM90 206H91V205H90ZM97 206H96V207H97ZM157 206H156V208L153 206V208L156 209V212H157V210L159 209V207H157ZM18 207H19V208H18ZM23 207H24V205H23ZM25 207H26V206H25ZM25 207H24V208H25ZM30 207H31V206H30ZM83 207H84V206H83ZM100 207H102V206H100ZM100 207L97 208V209H100ZM132 207H133V205H132ZM136 207H135V208H136ZM139 207H140V206H139ZM150 207H151V205H150ZM48 208H49V209H48ZM54 208H53V209H54ZM56 208H59V206H57ZM56 208H55V209H56ZM93 208H95V207H93ZM133 208H134V207H133ZM140 208H141V207H140ZM153 208H152V210L154 211L155 209H153ZM20 209H19V210H20ZM38 209H39V210H38ZM40 209H41V210H40ZM59 209H63V208L60 207ZM95 209H96V208H95ZM143 209H144V211H145V208H143ZM14 210H13V211H14ZM42 210H43V211H42ZM56 210H58V209H56ZM141 210H142V209H141ZM141 210H140V212H141ZM147 210H149V209H147ZM13 211H11V212L14 213ZM22 211H23V210H22ZM22 211H21V212H22ZM44 211H45V212H44ZM136 211H138V207L136 208ZM144 211H143V214H142V215L144 216V218H150L151 215H150V217H147V215H146L147 213L144 214ZM28 212H29V210H28ZM30 212H31V211H30ZM46 212H47V214H46ZM140 212H139V213H140ZM9 213H10V212H8V214H9ZM12 213H10L8 216L11 215V217H12V216H13ZM17 213L19 214L20 212H17ZM26 213H27V210H26ZM87 213H88V212H87ZM141 213H142V212H141ZM157 213H158V212H157ZM14 214H15V213H14ZM28 214H29V213H28ZM28 214H27V216H28ZM58 214H59V213H58ZM84 214H85V213H84ZM84 214H83V215H84ZM149 214H150V213H149ZM151 214H152V213H151ZM4 215H5V214H4ZM16 215H17V214H15V217H16ZM20 215H21L22 217H24L26 214H24V216H23V214L20 213ZM20 215H19V216L17 215V216L20 218V217H21ZM30 215H31V213L29 214V216H30ZM32 215H31V216H32ZM46 215H47V216H46ZM88 215H89V214H88ZM92 215H93V214H92ZM92 215H91V217H86L87 214H86V216H85V215H84V216H85V218H92V217H93ZM133 215H134V214H133ZM133 215H132V216H133ZM135 215H136V218H137V216H138V218L141 217V214H140V217H139V215H137V212L135 213ZM135 215H134V216H135ZM145 215H146V217H145ZM1 216H2V217H1ZM1 216H0V217L3 218V215H1ZM6 216H7V215H6ZM27 216H25L24 218H28ZM58 216H59V215H57L55 218H57ZM132 216H131V217H132ZM134 216H133V217H134ZM143 216H142V218H143ZM13 217H14V216H13ZM53 217H54V216H53ZM7 218H9V217H7ZM58 218H60V217H58ZM93 218H94V217H93ZM134 218H135V217H134ZM154 225H155V224H154ZM158 239H159V238H158ZM158 239H156L155 241H152V242L150 243V245L153 244V246H150V247H151L150 249L152 250V252L147 251V252L145 253L144 251H142L143 248H141V249L139 248L142 252H144V253H143V254H144V255H143V259L145 258V261L142 259V260L145 262V263H144L142 260H140V259L142 258V256H139V259H138V260L141 261V264H142V263H144V264H159V243H157V240H158ZM154 243H155V244H154ZM147 247L149 248L148 245H147ZM147 247H145V249H147ZM152 248H153V249H152ZM139 249H138V250H139ZM140 250H139V251H140ZM153 250H154V251H153ZM138 253H139V252H138ZM121 255L124 256L125 254H121ZM138 255H140V254H138ZM130 256H131V255H130ZM130 256H129V257H130ZM1 257H2V256H1ZM1 257H0V258H1ZM121 257H122V256H121ZM124 257H125V256H124ZM124 257H123V258H124ZM126 257H127V256H126ZM126 257H125V258H126ZM129 257H128V258H129ZM131 257H132V258L134 257L133 259H135V260H131V259H132ZM131 257H130L131 259H130V258H129V259L127 258V259H128V260H131V261H133V262L136 261V258H137V257H136L135 254H133ZM123 258H119V259H121V260H120L121 262L123 261ZM138 260H137V262L140 263V261H138ZM124 261H127V260L124 259ZM131 261H127L126 264H128V262L132 264ZM115 262H116V264H119V263H120L119 260H116ZM112 263H114V260L112 261ZM112 263H111V264H112ZM136 264H138V263H136Z\"/></svg>", "mask_w": 264, "mask_h": 264}]
</instances>
